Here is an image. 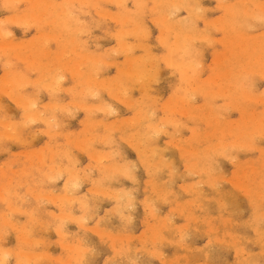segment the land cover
<instances>
[{
  "label": "rangeland",
  "instance_id": "374dc122",
  "mask_svg": "<svg viewBox=\"0 0 264 264\" xmlns=\"http://www.w3.org/2000/svg\"><path fill=\"white\" fill-rule=\"evenodd\" d=\"M10 1H11L10 4L19 3V4H23V5L32 6V7H30L31 9L30 8H27V9L25 8L23 10V12H22V16H19L20 18L16 15V13L14 11L11 14H9V10H6V9L0 7V20H5L7 18L5 21H7L8 23H10L12 21L11 22L12 25H10L11 23L10 24L7 23L6 27H7V30L9 29V30H11V32L13 30V32H14L13 35L15 36V38H14L11 35V36H9L10 37L9 38L6 34H4V32L1 31L0 32V40L2 42H0V45H3L4 40L10 39V40H14L17 43L18 42L19 43L22 42L21 45H25V49H26L25 50L26 52H24V50H23L24 47L19 46L18 48L22 47L21 48L22 50L18 49L16 47L15 49L13 48L14 51L12 52L11 50H13V49H10V47H3L2 46L3 50L0 47V49H1L0 50L1 51L0 52V57H1L0 58V91H1L0 92V95H1L0 96L1 97L0 98V102H1V106H0V116H1L0 117V136H1L0 137V165L2 166V167L0 166V191L3 192V193L0 192L2 194V195H0V237H2L0 239V248H1L0 250H4V249L5 250H8V249H15L16 250L11 256L12 264H15V260H16L17 257L22 259V260H28V261L34 262L33 264H75V261L77 259H80V258H83V257L85 259L87 256H88L87 259H89V260L92 259V261L94 259V261H99L100 264H103V262L105 260H109L110 258L120 259V260H122L124 262V264H128L127 262L133 261L135 257L137 258V259H135L137 264H139L140 262L141 263L145 262L144 264H146V263H148V264L149 263L150 264H169V263H167V260H168V262L170 261L171 264H173L172 262H175V264H188V263H190V264H212V263L213 264H218V261H220L219 264H259V263L261 264V262H264L263 261L264 256H262L260 254V251H261V244H260L261 239H260V237H261V234L264 232V230H263L264 229V224H262V221H264V219L262 220V218H263L262 216H264L263 215L264 214L263 213L264 212V199H263L264 198V195H263L264 194V189H263L264 188V139H262V134H261V133H264V123H263V121H264V113H263V111H264V100H263L264 99V95H262V93H264V78L259 76L260 75V71H258V70H260V60H261V53H259V51L261 52L262 46H264V43L262 42L263 38H264V23L258 21V19H257V14L258 15L264 14V8L262 7V5H264V3H263L264 0H260V1L258 0V2L252 1V0L251 1L248 0V2H250V4L246 0H244L245 2L248 3L247 4L248 6L250 5V7H248L245 4V2H243L242 0H240V1H242L243 6H242V4H240L241 2H239V0H199V1L197 0L198 2L195 1V0H187V3H186L185 0H180L181 2L179 0H171L172 2L170 0H158V1L157 0H146L147 3H145V4L157 5L156 10L158 11L160 9L159 10L160 12L159 11L158 12L154 11L155 8L152 9L151 7H149L147 10L144 9L145 11H143V12H142L141 9H139V12H138V9H137L138 13L135 11L136 9L133 6L138 4V3H140V1H141V3H144L145 2L144 0H127V2H125V3H124V1H126V0H124V1L122 0V3L124 5H128V7H120V8L117 7L118 5H121L120 0H114V1H112V3H111V0H109V1L108 0H104V2H103V0H89V2H88V0L87 1L86 0H55V2L58 3L57 7L55 6L57 12L54 11L55 8H53V7H51V9L48 7V10H47V6L46 5H44L43 7L36 5V2H37L36 0H22V1L18 0V2H15L14 0H10ZM10 1H8V0H0V5H3L4 3H9ZM13 1L15 3H13ZM95 1H96V3H95ZM107 1H108V3H107ZM160 1H162V2H160ZM169 1H170L171 4H169ZM173 1H174L175 4L173 3ZM184 1H185L186 5L189 4V5L194 6L193 8H196V9H193V11L189 9L190 12L192 11L191 12L192 13L191 18L193 17V19L194 18L196 19L197 9H199V15L201 17L206 18V20H201V24H205V23L211 22V23H208V25H206V26H208L207 27V33L209 32V29H210V33H208L210 35H208L206 33V34H204L202 36L201 34L199 35V32H197L195 30L191 31L193 29H192V27H190L191 24H192V22L190 23V19H191L190 16L188 18L189 20L185 21V19H184L185 16H188V12L187 11L181 13L180 15H175V16L173 15L172 11H174V9H173V7H171L172 4L176 5V4H178L180 2V3H182V5H185L183 3ZM70 2H72L71 6H70ZM176 2H178V3H176ZM234 2H236L235 3L236 5L234 4ZM253 2H256V4L253 3ZM117 3H119V4L117 5ZM167 3L169 5H167ZM196 3L199 5V6H197L198 8L196 7ZM229 3H230V6H229ZM193 4H195V5H193ZM231 4L233 5V7L236 6L235 8L237 9V11H240V13L244 12V13H242V15H245L246 14L245 12H247L246 19L244 18L245 16H243V18H242L243 19V24L247 23L248 19H249L248 24H250V23L255 21V23H253V25L252 24L251 25L254 28H255L254 25H256V29H254L251 26L253 28V31H250L249 28H247L248 24L243 26L242 20H241V15L239 17L240 13L237 14L238 12H236V9L235 10L233 8L230 9L232 7ZM237 4H239L238 5L239 7H240V5L242 7H244V5H246L247 7L245 6L246 8L245 7L242 8L243 10L241 9L242 10V12H241V10L237 8L238 7ZM257 4H258V6H257ZM34 5H36V6H34ZM65 5H67L68 8ZM164 5L166 7L167 6L169 7V8L167 7L169 12L173 9L171 11L172 13L170 12V14H169L168 11H165L167 9H165L163 11ZM225 6L228 9L224 8ZM33 7H36V8L34 9ZM37 7H40V9L42 7V9L41 10L38 9V10H40V11H38ZM105 7L106 8L109 7L110 9H108V8L106 9ZM166 7H164V8H166ZM204 7H206V9H202ZM63 8H65L67 11H64ZM72 8L74 10H73L72 13H70L72 11ZM207 8H209L211 10H209V9L207 10ZM247 8H249L250 10L249 9L246 10ZM62 9H63V11H62ZM70 9H71V11H70ZM87 9H89V10L87 11ZM127 9L128 10L131 9L130 10L131 12L128 11ZM169 9H171V10H169ZM257 9L259 10L258 12L256 11ZM104 10L107 13H105ZM194 10H196V11H194ZM233 10L236 13H234ZM253 10H255L256 12L254 11V13H253ZM45 11H46V13H44ZM68 11H70V12H68ZM95 11H97V12H95ZM228 11H230V12L232 11L235 15L232 12L230 13ZM26 12H28V13H26ZM101 12H103V13H101ZM124 12H127L128 14L126 13V15H125ZM129 12L131 13L130 15H129ZM225 12L229 13L228 16L230 15L231 19L226 16L227 13H225ZM259 12H262V13L259 14ZM24 13L29 15V16H31L33 22H35V23L37 22V24L39 26H42L41 28H39L38 32L34 28H30V29L27 28V30H26L24 27L16 25L17 23H15V22L17 20L23 19ZM33 13L35 15H33ZM78 13H80V15H78ZM100 13L102 15H100ZM47 14H48V16L50 14L51 15L48 17ZM98 14L100 15V17H99ZM105 14L107 16H105ZM111 14L112 15L114 14V15L112 16ZM117 14L119 16H121V18H118L119 16ZM143 14H145V15H143ZM231 14H233L234 16L233 15L231 16ZM236 14L238 15V17H237ZM248 14H250L251 16H254V17L256 15V17L255 18H253V17L249 18ZM8 15H9V17H8ZM115 15H116V17H115ZM37 16H38V19H37ZM70 16L71 17L73 16V18H71ZM108 16H110V18ZM111 16H112V18H111ZM166 16H168V17H166ZM235 16L237 17V19H236ZM64 17H65V20H64ZM66 17H67V19H66ZM104 17H106V18L104 19ZM128 17H129V19H128ZM140 17H142V19H143L142 23H143L144 27L146 26L145 27L146 29L143 26H142V28L140 27L139 24L142 25ZM10 18H12V20ZM34 18L37 19V20L35 21ZM43 18H44L45 21L42 20ZM57 18H60V19H57ZM61 18H63L62 21H61ZM68 18H69V20H68ZM70 18L74 20V21L72 20L73 23H72ZM151 18H152V20H151ZM153 18L155 19V21L153 20ZM161 18L164 19V20H161ZM182 18H183V22L184 23L181 22L182 20L179 21ZM232 18L236 19V20L234 19L236 21L235 23H234ZM258 18H259V16H258ZM82 19H83V22H81ZM126 19H127V21L125 22ZM131 19H139L140 23L138 22V20H136L137 22L135 23V21L131 20ZM176 19H178V22H180L181 25H183L182 28L185 27L186 29H188L187 27H189V30H185V28H184L183 29L184 32H182L180 34L177 29H175L174 27L171 26V28H173L174 31L171 29V33H170V31H168V33H169L168 34L167 31H166V33H167L166 34L164 31L167 29V27H166V24H164V23H168V24L172 23V25L173 24H177L178 22L176 21ZM207 19H208V22H207ZM238 19L240 20V22H238L239 25L237 23ZM63 20H64V24H62ZM66 20L71 22V23L67 22ZM79 20H80V22H79ZM52 21H55L56 24H55V22H52ZM58 21H59V23H57ZM84 21H86L85 26H84ZM121 21H123V23ZM131 21H133V22H131ZM157 21L158 22L160 21L159 25H158ZM163 21H164V23H163ZM191 21H193V20L191 19ZM250 21H252V22H250ZM13 22L15 24H13ZM127 22H129V23L126 24ZM154 22L156 23L157 26L155 25ZM187 22H188V24H187ZM68 23H69V25L72 24L73 26L70 25L71 26L70 27L68 25ZM81 23H83V24H81ZM96 23H99V24L95 25ZM144 23H146V25H144ZM180 23H178V24H180ZM223 23H225V24H223ZM220 24H222L223 28H222V26ZM226 24L228 25L227 29L228 28L230 29L231 27L234 26L233 29L232 28L231 29L235 30V31L237 29L238 30L237 33L234 32V31H231L229 29L228 30L225 29L226 28ZM66 25L70 27L67 30H65V28H64V27L67 28ZM181 25H179V26L181 27ZM235 25L238 28L235 27ZM241 25L243 27H240ZM60 26H61L62 30L60 29ZM136 26H139V27L136 28ZM220 26H221V28H220ZM50 27H52V30L50 29ZM56 27L61 30L60 31L58 29L59 33L58 32L56 33V31H57L55 29ZM81 27L85 28V29L82 31ZM147 27H149V29ZM80 28H81V32H80ZM242 28H245V30L242 29ZM252 28H250V29H252ZM24 29L26 31V32L24 31L25 33H23ZM73 29H74V31L72 32ZM75 29H77V30H75ZM86 29H87L88 32L81 36V33L86 32L85 31ZM89 29H90V31H89ZM121 29H123V30L119 31ZM134 29H136L137 34H139V32H140V34L139 35H135L136 31ZM140 29H142L144 31V33H143L142 30L140 31ZM222 29H224L225 31H223ZM246 29H248L249 31L246 30ZM146 30L148 31L147 34L150 33V32L151 33L147 35L145 33ZM63 31H65L66 35L67 34L68 35L66 36L63 33ZM76 31H78V32H76ZM106 31H108V32H106ZM187 31H190L189 34H190V36L192 35L191 36L192 38H188L190 36L188 35ZM228 31H230V34L228 33ZM241 31H242V33L243 32L244 33L241 34ZM261 31H262V33H261ZM74 32L77 33V34H75L77 36L80 34L78 39H76L77 36H73V38H72V35H73L72 33H74ZM177 32H178V35H180V38L176 34ZM123 33H124V35H123ZM126 33H127L128 37L126 36ZM192 33L195 34V35L198 34L202 38L199 37L198 35H196V38H194V40H192L193 37L195 36ZM256 33H258V35H260V36L257 35V39L256 40H260L261 39L260 41H257V42L255 40ZM260 33L262 34V37H261ZM40 34H41V36H40ZM42 34H45L48 37H50L51 35L52 36L47 39V37L45 35L42 36ZM129 34L132 35L133 37L129 36ZM141 34H142V36H141ZM162 34H164L165 36L162 35ZM244 34L246 36H243ZM2 35H4V36H2ZM62 35L66 36V37L64 36L66 38V39L64 38L66 42L63 40V37H61ZM100 35H101V37H100ZM103 35H104V37H103ZM112 35L115 36V37H112ZM145 35H146L147 38L144 37ZM170 35H171V37H170ZM181 35L185 36V37H182ZM252 35H255L254 36L255 38H253ZM39 36H40V38H39ZM80 36H81V38H80ZM97 36H98V38H97ZM124 36H125V38H124ZM137 36H138L139 39L137 38ZM207 36L208 37L212 36V37L209 39ZM224 36H226L227 38L224 37ZM236 36H239L242 39V41H240L241 39L239 37H238L239 38L238 39ZM247 36H249V37L251 36V38H252V39L250 38L251 42L249 41V39H248L249 37H247ZM11 37H12V39H11ZM32 37H33V39H32ZM53 37L54 38L56 37L55 41H51V40L54 39ZM59 37H61L62 39L59 38ZM93 37L95 39H92ZM109 37L110 38L112 37V38L110 39ZM228 37L230 38L229 41H228V39H229ZM235 37L237 38L238 41L233 40V39H236ZM246 37H247V40L250 43H248V41L245 39ZM57 38H58V40H61L62 42L61 41H57ZM70 38H71V40H70ZM121 38L122 39L124 38V39L122 40ZM29 39H30V41H29ZM38 39H39V41H38ZM75 39H76V41H75ZM83 39H84V41H83ZM126 39H128V40H126ZM164 39H165V42H163ZM208 39H209V44L207 43ZM215 39H216V41H215ZM27 40H28L29 43H32V45L31 44L29 45ZM45 40H47V42ZM85 40L89 43V47H87V48H89V50H91V51H89V50H87V48H85L84 45L87 44L86 46H88V43H86ZM124 40L127 41V43H125ZM167 40L168 41L170 40L169 43L167 42L168 44L166 43ZM202 40H204V41H202ZM211 40H212L213 43L211 42ZM226 40L228 42H226ZM245 40L248 43L247 45H249L248 46L249 48L246 45L243 44V42L246 43ZM33 41L36 42L35 45L37 46V48L34 47L35 45H34ZM43 41L46 43V45H44ZM82 41L85 42V43H82ZM179 41L183 42L182 45L180 44ZM184 41H188L189 43L191 42L190 43L191 45H192V43L194 41V44L191 46L190 44H188V42H184ZM233 41H235V42L233 43ZM252 41H253V44H252ZM40 42H42L43 45ZM71 42H72V46H71ZM73 42H75L77 44H74ZM225 42L229 43V44L227 45V44H225ZM60 43H61V45H60ZM63 43H65L66 46ZM98 43L99 44L101 43L100 47H97ZM123 43L125 44V46L127 45V48L125 46H123L124 45ZM130 43H132L134 46L136 45L137 47H138V45L140 46V45L143 44V46H142L143 49L142 48L140 49V47H138V48L136 47L135 48L133 46L135 49H134V51H132L133 47L131 46L132 44L129 46ZM145 43H147V44H145ZM230 43L233 46H231ZM236 43H237L238 48H239V49L237 48V50H236V47H237ZM239 43H241L240 44L241 48L239 47ZM255 43H256V46H253V45H255ZM258 43H259L260 46H258ZM82 44H84V45H82ZM187 44L190 45L191 47H194V48L190 47L191 48V50H190L189 46ZM223 44H225V46ZM27 45H28L29 48H26ZM48 45H49V47H48ZM58 45H59V47H58ZM81 45L83 46L82 48H81ZM146 45L149 46V47H147ZM31 46H33L34 51H33ZM43 46H44L45 49L43 48ZM119 46H120V50H119ZM173 46H176V48H174ZM257 46H258V48L256 50ZM38 47H40V50L38 49ZM61 47H62V49H61ZM71 47L73 48L74 51L72 50ZM177 47L180 49V52H179V49ZM186 47H188V51L190 50L189 53L187 52L190 55H188L185 52L184 48H186ZM47 48H49V49H47ZM66 48H67V50L69 51L70 54L68 53L67 50H65ZM113 48H116L117 50L122 52V54L120 53L121 54L120 55L119 51H116V50H114V52H113V50H112ZM146 48L147 49L149 48L148 49L149 51L146 50ZM197 48H198V50H197ZM231 48L236 50V51H238L237 52L238 54H240L239 53L240 51H241V53L243 52L241 54L243 56H241V57H244V60L241 57H239V59H238L237 58L238 54L235 53V51L232 50ZM4 49H5V51L7 49V51L10 53L9 55H11V56L7 55L8 52L7 51L5 52ZM36 49H37V52H35ZM42 49H43V51H42ZM81 49H85L84 52ZM92 49L94 50L93 53H92ZM109 49H110V51H109ZM125 49H128V52H126L127 50L124 52ZM173 49H178V51L173 50ZM192 49H194V50L192 51ZM249 49L250 50L252 49V50L250 51ZM19 50H21V51H19ZM70 50H72V51L70 52ZM130 50H131V52H130ZM183 50H184L185 53L183 52ZM199 50H203V51H201V53L199 52L200 56L196 55V54H198L197 52ZM29 51L32 52V53H30ZM81 51H82L83 55L80 56V54H82ZM105 51H106V53H105ZM191 51H192V53L194 52L193 53L194 55L192 54L193 55L192 57H191V53H190ZM244 51H245V53L248 51L247 53L249 55L245 54ZM252 51L255 54V56H254V54H252ZM42 52H43V54H42ZM72 52L73 53L75 52V54H73V59L70 56V55H72L71 54ZM98 52H99L100 55L98 54ZM102 52L104 53L105 56L103 55ZM257 52H258V54H257ZM11 53L12 54L14 53V54L12 55ZM23 53L25 54L26 58H28L27 59L28 61L26 60L25 56L22 55ZM33 53H35V54H33ZM38 53H39V55H38ZM47 53H48V55L44 56V54H47ZM53 53H55V54L53 55ZM58 53H60V54H58ZM62 53L64 55H62ZM96 53L99 55V57H96L97 56ZM111 53L114 54V55L116 53L117 57L113 55L114 58H111L112 57ZM143 53H144V55H143ZM146 53H148V54H146ZM229 53L230 54L232 53L231 54L232 56ZM31 54L35 55V56L31 57L32 56ZM49 54H50V56H49ZM56 54H58V55H56ZM107 54H110L111 57H109L110 55L108 56ZM128 54H131L130 55L131 57L128 56ZM145 54H146V56L148 55V58H149V56H151L149 58V60L148 59L146 60L147 57H145ZM225 54H226V56L229 54L231 57L229 55L226 57ZM85 55H86V57H85ZM134 55L137 57L136 60H138V59H139V61H141V60L143 61L144 60L143 65H141L142 61L139 62V61L135 60V62L139 63V64L135 63L136 65H141L140 68H138L139 66H136L133 63L134 60H133L132 56H134ZM142 55L145 58L140 60V58L143 57ZM222 55L225 58H227V60L230 58L229 59L230 60L229 64L227 62H225L226 59ZM250 55H251V57H250ZM2 56H4V57H2ZM40 56H42V57L44 56V57L41 58ZM55 56H56V58H55ZM87 56H89L88 60H91L93 58L92 59L93 61L92 60L91 61L94 62V63L97 62V61L98 62L102 61L101 62V66H98V65H100V63H98V65H92V62L90 63V61H89V63L91 64V66H90V64L88 65L87 64L88 62L83 61V59H86ZM103 56L105 58V61H108L106 59L110 58L111 60L109 59V61H111V63H112V59H113L114 61H113L112 64L114 66L112 64L110 65L109 61H108V64H109V66H108L107 63L104 61ZM106 56H108V57L106 58ZM154 56H155V58H154ZM170 56L172 57L171 58L172 62H171V60H169L170 58L169 59L167 58V57H170ZM221 56H222V59H221ZM21 57L25 61L23 60V62H22L21 61L22 59L19 61V59ZM36 57H37V59H36ZM65 57H67L68 59H66ZM69 57L73 60V63L71 62V59ZM76 57H78V58H76ZM138 57H140V58H138ZM152 57L154 58V60H153ZM196 57L199 60H197V63L195 64L194 62H195V58ZM233 57H235V58L233 59ZM5 58H6V60L9 59V61L8 60L6 61ZM31 58H33V59H31ZM38 58H41V59H43L45 61L47 60L46 62L48 63V61H49L50 64L48 63V65H45L47 63H43L44 61H42L41 59L38 60ZM74 58H75V60H74ZM125 58H127L128 62H127V60ZM151 58H152V60H151ZM54 59H55V62H57L56 63L57 65L54 64L55 62L54 63L52 62ZM134 59H135V57H134ZM174 59H176V60H174ZM235 59L237 60V63H235L237 65L234 64V62H236ZM77 60H79L78 61L79 63L81 62L80 65L82 64L83 65V66L81 65L82 67L79 65L78 62H77L78 64L75 62ZM88 60H86V61H88ZM124 60L126 62H123ZM145 60H146V62H145ZM168 60L170 61V63L176 64L180 68H182L183 72L185 71L184 75H185L186 79H187V76H188V78L191 76L193 78L196 77L195 80L193 78H192L193 80H191V78H190V80L189 79L183 80L185 77L182 78L181 72L178 71L176 68L169 67V64H168L169 61ZM190 60H192V61L194 60V61L192 62ZM220 60H222L221 61L222 64L220 63ZM256 60H258V62ZM4 61H5V63H4ZM34 61H36V62H34ZM38 61H40V63ZM66 61H68V62H66ZM115 61H117V62H115ZM157 61H158V64H157L158 66L156 64L155 65L158 68V72L155 69L156 66L155 65L151 66V64H150V63L154 64L155 62L157 63ZM198 61L200 63L202 61L203 63L199 64ZM232 61H233V64H234V66H233L234 68H232L231 64H230V62H232ZM238 61H240V63ZM243 61H245L244 65L241 64V63H243ZM83 62H85V64ZM130 62L134 64V67L135 66L136 67L134 68L133 64H131ZM246 62H248V63H246ZM27 63H30V64H27ZM35 63L38 64V65H35ZM75 63L77 64V66H76ZM102 63L103 64L105 63L104 65H107L109 68L107 66L102 65ZM119 63H120V65H118ZM184 63L185 64L189 63L190 65L188 64V67L184 68L183 67ZM251 63L256 65L257 67L252 65ZM6 64H8V66H10L11 69L8 67L9 68V70H8V68L6 67L7 66ZM31 64H33V65H31ZM40 64L43 65L44 67L47 66L46 69L42 67V70H41L40 69L41 68ZM59 64L61 66H59ZM73 64L76 67L75 66L73 67ZM197 64H198V68L196 69L195 67H197ZM238 64H240V65L238 66ZM26 65H29V67L30 66L31 67L29 68ZM65 65H68V66L66 67ZM128 65H129L130 68L128 67ZM214 65H216L215 66L216 69L213 68ZM218 65H220V68H219ZM11 66H13V67H11ZM33 66H34V68H32ZM55 66L57 67V71L55 69L56 68ZM64 66H65V68H63ZM86 66H88L89 68L86 67ZM96 66L99 67V68L102 67V69H104V70L102 71L101 68H100L101 70L99 68H95ZM103 66H104V68H103ZM227 66H228V68H227ZM77 67H79V68H77ZM90 67H91V69H90ZM189 67H191V69L192 68L193 69L190 70ZM200 67H201L202 71H200ZM25 68L26 69L29 68V70L28 69L26 70ZM50 68H51L50 71L47 70V69H50ZM84 68H86V69L88 68L89 70L87 69V71H85L86 69H84ZM245 68H247L248 70L245 69ZM250 68H252V69H250ZM30 69L33 70V71H31ZM96 69H97V71H95ZM134 69H138V70H135V71H137L139 74L140 73L141 74L138 75L137 72L134 74V72H135ZM143 69H144V71H143ZM219 69H220V71H219ZM227 69L230 70L228 73L231 72L233 77H234V74L236 73L235 77H234L235 79L237 78L236 80L234 78H231V79H234L232 81L231 79H229L230 76H229V78H228V76L227 77L225 76V78H222L225 74L228 75V73H227L228 70ZM239 69H242V71L239 70ZM19 70L22 73V74L20 73L21 75H19ZM22 70H23L24 73H26V75H24ZM65 70H66V72H65ZM82 70H83V72H82ZM92 70H94V71H92ZM98 70H99V72H98ZM120 70H121V72H120ZM222 70H223V72H222ZM234 70H235V72H234ZM11 71H12V73H11ZM15 71L16 72L18 71L17 72L18 74L15 73ZM55 71L58 73V77L56 75L57 73L55 74ZM77 71L79 73H81V75L78 74ZM84 71L86 72L85 75H83L85 73ZM128 71L131 73L130 74L131 77L128 74ZM192 71L194 73L196 72L197 74L196 73H195V75L192 74L193 73ZM214 71L216 72V76L218 77L217 81H216V79L213 80L214 77H215L214 76L215 75ZM254 71H256L257 74ZM1 72H3V73H1ZM6 72L7 73L9 72L8 73V77L6 76L7 75ZM87 72L89 74H87ZM92 72H94V73H92ZM96 72H98V73H96ZM118 72L120 74L122 72H124V75L122 73L121 76H120V74ZM156 72L158 74H156ZM187 72H188L189 75L187 74ZM198 72H199V76H198ZM221 72L222 73L225 72L224 75L222 74L223 75L222 77L218 76V75L221 74ZM242 72L245 75L249 74V80H248V76H247V79H245L246 78L245 75H244V77H241L243 75ZM46 73L49 74L50 77H49V75L47 77ZM126 73H127V75H126ZM153 73H155L157 75L156 77L159 78L158 79L159 81H154V82L152 81V80L156 79L155 74H153ZM171 73H173V74H171ZM1 74H5L6 77L2 76ZM14 74H17L18 76L14 75ZM74 74L75 75L78 74V75L75 76ZM94 74H96V75H94ZM133 74L135 76H133ZM151 74L154 76V79H152L153 76ZM27 75L30 76L29 80H30L31 84L30 83L27 84L28 83V80H26L27 79ZM55 75H56V77L58 79L59 78L60 79L59 80L56 79V77H54ZM72 75H74V76L72 77ZM136 75H138V78H137ZM146 75L149 76L148 79H146L147 78ZM236 75L238 77H236ZM12 76H13V78L11 79L10 77H12ZM22 76H24V77L26 76V77L23 78ZM51 76L54 77L55 79L51 78ZM99 76H101V77H99ZM122 76L123 77L127 76L126 78L129 77L128 78L129 80L124 77L126 79V81H125V79H123ZM90 77H93V78H91L92 81L89 80ZM98 77H99V81L100 82L97 81ZM105 77L109 78L110 80L112 78V80H115V81L112 83V81H110V80L108 81L107 78L105 80ZM139 77L142 78V79H140ZM219 77H221V78H219ZM4 78H6V79H4ZM75 78H77V79H75ZM202 78H203V80H202ZM209 78H211V79H209ZM240 78H241V80H240ZM242 78H244V79H242ZM7 79H9V81H11V80H14V81H11L9 83V81ZM18 79H19V82L20 81L23 82V85H22V83H21V85H18V84H20L18 82ZM48 79H49V81H48ZM52 79L54 80V82L56 80V83H54ZM93 79H94L95 82L93 81ZM130 79H133L134 83H135V81L137 79L138 83L136 82L134 84L133 80H130ZM222 79L224 80L225 84L223 83ZM43 80H44V83L46 81H48L47 82L48 84L47 83L44 84ZM50 80H52V81H50ZM60 80H62V81L64 80V81L62 82ZM123 80L125 82H128V81H132V82H128L126 84ZM206 80L208 82L207 83V87L204 86V85H206ZM220 80H222V81H220ZM229 80L231 81V83L234 82V81L235 82L231 84ZM250 80H254V86H250V84H249ZM36 81L40 85H38L37 83H34ZM85 81H87V82L85 83ZM90 81H91V83H90ZM107 81L110 82V83H108V85H107ZM122 81L126 84V87L124 86V83ZM184 81H186V82H184ZM7 82L12 86V88H11V86L9 84H7ZM16 82H17V84H16ZM92 82L94 83V85H92L93 84ZM97 82H99V83H97ZM118 82L120 84L123 83V86L119 87L120 84ZM216 82H217V84H214ZM33 83L35 84V87H34V85L32 86ZM50 83H52V86H55V87H51V89H53V90L55 89L56 91L55 90L53 91V90L50 89ZM74 83H76L75 84L76 87H75ZM101 83L106 84L109 87H106V86H104ZM116 83H117V85L118 84L119 85L117 86ZM14 84H15L16 87L14 86ZM36 84L38 85L37 88H36ZM46 84H47V87H45ZM96 84H97V87H96ZM99 84H100L101 87L99 86ZM131 84L133 85L132 89L130 88V86H132ZM148 84H149V86L151 88H148L149 87ZM198 84H199L198 88L202 90L205 87L204 90L200 91L199 89H197ZM208 84H210V85L208 86ZM226 84H227L228 88L225 86ZM237 84H238L237 87H239L238 89L241 90V91H239L237 89L235 91L236 92L238 91V92L235 93V91H234V93H233V91L230 90L231 89L230 87L231 86H232V88L236 87ZM41 85L44 86V87H42ZM22 86H24L26 88L23 87V89H22ZM48 86H49V89H47ZM102 86H104V87H102ZM202 86H203V88H202ZM240 86L242 88H240ZM245 86L246 87L250 86V91H247L249 88H246ZM19 87L21 88V90H20ZM39 87L40 88L42 87V88L39 89ZM58 87H59V89H57ZM70 87H72V88L74 87L73 89H75V90H72V88H70ZM111 87H114V88H111ZM123 87L128 92L127 91L124 92ZM146 87H147V90L145 89ZM224 87H226V88H224ZM243 87H245V88H243ZM251 87H253V88H251ZM9 88H11V90H13V88L15 89V90H13L14 94H12L13 92L11 93V100L9 99L10 97L8 98L10 93H7V92L11 91V90L8 91ZM86 88H87V91H89V92L86 91ZM99 88H100V90H99ZM102 88H106V89L102 90ZM115 88H116V91L114 90ZM120 88L122 90V94L126 93V95H124L125 98H123L124 96L120 93V91H121ZM69 89H71V90H69ZM110 89H112V91H110ZM117 89L120 90V91L118 92ZM143 89L146 92L149 91L148 93H146L148 96L145 94ZM193 89H195V90L193 91ZM196 89L198 90V92H196L197 91ZM242 89L246 93L249 92L248 93L249 98H248V96H244L242 94ZM18 90H20V92ZM49 90H51L52 93H55V94L59 93V94H56V95L53 94V96H54V98H53L52 97V93ZM58 90H60V91H58ZM68 90H69V92H67ZM91 90H92V92H91ZM211 90L213 91L214 94L212 93ZM251 90L252 91L254 90V93L251 92ZM2 91L4 92V94H3ZM100 91H102V92H100ZM206 91H207V93H206ZM222 91H223V94H222ZM224 91H225V94H227V91H229L228 92L229 94L224 95ZM17 92H19V93H17ZM117 92H118V94H117ZM188 92H190V93H188ZM209 92H211V93H209ZM219 92L221 93L223 98H222V96H220L221 98H218L219 97L218 96ZM128 93H130L129 97L133 98V101H132L131 98L129 100V97L127 96ZM131 93H132V95H131ZM187 93L190 94V96ZM84 94L85 95L86 94H89V95L91 94L90 96H88L89 98H86L88 100L89 104L87 103V100L85 99V95ZM97 94H98V96L100 95L99 96L100 99L97 98L98 97ZM108 94L110 96L113 94V98H111L112 96L110 97ZM204 94L205 95L207 94V95L205 96ZM208 94H212L213 96L212 95H208ZM16 95H17V97H16ZM19 95H21V96H19ZM24 95L25 96L27 95V97H25ZM28 95H29V97H28ZM174 95H175V97H174ZM214 95H216L218 97H216V96L214 97ZM242 95H243V97H242ZM252 95H253V98H251ZM36 96L37 97L39 96L38 97L39 100L35 99ZM93 96H95L96 98L93 97ZM144 96L145 97L146 96L147 97L151 96V97H149L150 100H148V102H147V100H144L146 102L143 103L144 106H142L141 105L142 103H140V100L142 101L143 99H145ZM176 96H177L178 99L176 98ZM193 96H194V98H193ZM208 96L211 97L210 98L211 101L208 98ZM226 96L229 97L230 99L227 98ZM234 96L235 97L237 96V98L238 97H240V98L235 100ZM254 96H255V98H254ZM18 97H20V98H18ZM86 97H87V95H86ZM139 97H141V98H139ZM152 97L154 98L153 101H152ZM170 97L172 99L173 98L174 99L172 100ZM184 97H185V99H184ZM189 97L192 98V100L190 99V101H189V99H188ZM27 98L30 99V100L33 99L34 102L36 100L37 102H35V103L38 106L37 107V112H36L35 109H33V112L32 111L31 112L36 114V115L33 114V116L34 117L37 116L39 121L37 120V117H35L36 118L35 119L32 116V114L30 113V115L35 119V123H32V124L29 123L30 125L26 124L28 122L24 123L25 122L24 120H26L27 117H25L24 108L21 109L22 108L21 107L22 103H23V107H24V104H25V106L27 105V103H28V99ZM118 98H120V100H122L123 103H121V101H119ZM258 98H259L260 102L258 101ZM17 99L18 100L20 99L22 102L20 100L18 101ZM101 99H103V100L100 101ZM170 99L172 100L171 106L168 105V103L170 102V101L168 102V100H170ZM179 99H181L182 101L179 100ZM208 99H209V101H208ZM96 100H98V101L96 102ZM157 100H159V101H157ZM174 100H175L176 104L183 103V101H184L185 104L184 103H183L184 105L183 104H181V105L179 104V106L178 105H174L175 104ZM239 100H241V101H239ZM247 100L249 101V103H248ZM14 101H15V103H14ZM26 101H27V103H26ZM44 101H46V103ZM72 101H73V103H72ZM165 101L167 102L166 106H170L172 108L169 107V109H168L167 107H165L164 106V102ZM16 102H18V103L21 102V104L20 103L18 104ZM42 102H43V105L41 104ZM49 102H51V104ZM55 102L58 103V105L60 104L59 105L60 108H59L58 105H55ZM99 102H101V103L99 104ZM126 102H128L130 105L131 104H133V105L130 106ZM155 102H156V104H155ZM187 102H189L190 104L192 103V105H190ZM85 103H86V105L88 107L84 106ZM110 103H112L113 105L110 104ZM137 103H138V105H137ZM146 103L150 104V105L148 104L149 105V107H148L149 109L147 108V110L149 112H151L150 111V107H151L152 112L154 111L153 113H156L155 117L153 116L154 114L151 115L152 112L149 113L148 111H146V108H145V107H147ZM229 103L232 104L233 106H231ZM261 103H263V104H261ZM48 104H49V106H48ZM104 104H106L108 108L106 106H104ZM125 104L129 105L130 107H128V106L126 107ZM172 104L175 107H173ZM188 104L190 106H193V108L190 107ZM200 104H202V105L206 104L207 106L209 105L210 108L206 106L209 109L206 108V109H204L201 112L200 110L203 109V108L200 109V107H201ZM91 105H93V106H91ZM195 105H196V107H195L196 109H194ZM198 105L200 107H198V110H197V106ZM216 105L218 106V108L216 107ZM225 105H227V107ZM228 105H230V106H228ZM237 105L239 107H237ZM251 105H252V107H251ZM62 106H63V109L61 108ZM103 106H104V108H103ZM211 106H214V109L217 108L216 111H214V109H212ZM241 106L243 107V109H242ZM68 107L69 108L71 107V110ZM83 107H85V108H83ZM105 107L107 108L106 109L107 112L105 110L102 112L101 110L105 109ZM131 107H134L135 109L134 108L132 109ZM153 107L157 108V109L154 110ZM178 107H180V108H178ZM220 107H221V109H220ZM224 107H226L227 109L225 108V110H224ZM232 107H233V109L235 108V110H232L231 109ZM38 108H39V110H38ZM48 108H50V110H52V109L53 110L49 111ZM55 108H57L59 110H57ZM82 108H83V110H82ZM99 108H101V109H99ZM181 108H182L183 112H182V110L180 111ZM247 108H249V109H247ZM72 109H74V110L72 111ZM165 109L166 110L168 109V110L166 111ZM170 109L171 110L173 109V110L171 111ZM191 109H194L193 111H197L198 113L195 112L197 115L201 114L202 120L200 119V117L198 115L197 118H196L197 120L195 119L196 120L195 121L193 116L196 115V114L193 115V113H192L193 111ZM69 110H70L71 113L70 112L67 113V111H69ZM87 110H89V112ZM97 110H99V111H97ZM254 110H255V112H254ZM53 111H54V113H53ZM76 111H78V112L76 113ZM109 111H110V113H112L114 111L112 114H117V115L115 116V115L110 114V116H109L108 115ZM204 111H205V113H204ZM210 111H214L215 115H216V113L217 114L221 113V114H220V116L216 115L217 116V119H216L214 113L213 112L211 113ZM222 111H225V112H222ZM104 112L107 113L108 116L105 115ZM208 112H210L211 114L208 113ZM244 112H247L248 114H245ZM41 113L45 114V115H43V117L46 120L42 119L43 117H41L42 116ZM2 114H4V115H2ZM145 114H148L149 116L148 115L146 116ZM205 114H207V115H205ZM50 115H51V118H50ZM185 115H187L188 117H186ZM210 115H212V117H209ZM222 115H224V116H222ZM244 115H247V116H244ZM3 116H5V117L3 118ZM39 116H40V119H42L43 121L39 119ZM92 116H94V118H92ZM133 116L135 117L134 120L136 122L132 119ZM151 116H153L152 119H151ZM189 116L191 118H193V120L190 119ZM53 117L57 118V120L55 119V121L56 122L59 121V123H61V125L58 124L59 128L58 129L54 128L53 130H51V133H50V131L48 130L49 127H48L47 123H45V122L47 121L48 118L51 120ZM136 117H137V119H136ZM194 117H196V116H194ZM224 117H225V119H224ZM244 117H245L246 120L244 119ZM248 117H250V119H253V121L252 120L249 121L251 123L252 127L250 126L249 122L247 123V121L249 120ZM87 118L89 120H87ZM143 118H144V120H143ZM214 118H215L216 121L214 120ZM106 119H108L109 121L106 120ZM131 119H132V122H131ZM164 119H166V120H164ZM179 119H181L182 124H179ZM242 119H243V122H242ZM36 120H37V122H36ZM93 120H97V122L96 121L94 122ZM100 120H102V121H100ZM125 120H126V122H125ZM140 120H142V121H140ZM169 120H170L171 123L169 122ZM175 120H176L177 126H176V123H173V121H175ZM203 120L204 121L206 120V122H203ZM235 120L238 121L237 122L238 124L234 123V122H236ZM10 121H11V123L8 125V123ZM89 121L90 122L92 121V124ZM120 121H121L122 125L119 123ZM128 121H129L130 124L131 123L132 124L131 125L127 124ZM133 121H134L135 124H133ZM137 121H140L141 124L139 123V124L136 125ZM217 121H221V122L220 123L218 122L219 123L218 124V123H216ZM239 121H240V123H239ZM5 122L7 123V125L9 127L6 125ZM88 122L92 126H90ZM99 122H100V124H99ZM110 122H112V123L110 124ZM164 122H166V123H164ZM3 123H5V125ZM14 123H16L15 125H17L16 128H15V125H13ZM19 123L22 124V126ZM85 123H87V125H85ZM106 123H107V125H106ZM241 123L243 125H241ZM95 124H97V125H95ZM112 124H116V125H112ZM108 125H110V127L114 126L113 128H111L112 130L109 128ZM117 125L119 126L120 131H119V128H118ZM132 125H134L135 127L133 126V128H132ZM151 125H153V127H151ZM182 125H183L184 128L181 127ZM216 125H217V127H216ZM224 125H225V127L228 126L227 127L228 129L224 128L223 127ZM246 125H249V126L246 127ZM1 126H3V127H1ZM4 126L6 127V129H5ZM98 126H100V127H98ZM121 126L124 129L122 132H121V130H122ZM123 126H125V127H123ZM214 126L216 128H214ZM219 126H221V127L219 128ZM231 126L233 127V130H235L236 132L235 131H234V133L232 132L233 130H232ZM235 126H236V128H234ZM91 127L93 128V130H95L94 133H92V131H91L92 128ZM97 127L99 128L98 130H97ZM229 127H231V128H229ZM116 128H118V130H116ZM125 128H127V129H125ZM154 128H156V129H154ZM160 128H162V130ZM212 128H214L215 130H213ZM7 129L9 130V132H7ZM177 129H178V131L180 133L177 131ZM223 129L224 130L227 129L226 132H223L224 131ZM229 129H230L231 132L229 131ZM2 130H3V132H1ZM4 130H6V131H4ZM20 130H22V131H20ZM44 130H46V132ZM89 130H90V132H87ZM201 130H203V132ZM69 131L71 132V135H72L71 137L72 138L71 137L68 138V136H70L69 135L70 134ZM72 131L76 134V136H74L75 134ZM112 131H113V133H112ZM246 131H248V132H246ZM5 132L8 134L9 137L5 134ZM40 132H42V133H40ZM54 132H56V133H54ZM58 132H59L60 135L61 134L62 135L58 136L59 135ZM152 132H154L155 134H152ZM164 132H167L169 134L164 133ZM177 132H178V134H177ZM242 132H243V134H242ZM10 133L12 135L11 137H10ZM13 133H14V135H16V134L17 135L14 136ZM137 133H139L141 136H139V134H137ZM208 133L211 136H208ZM214 133H216L215 134L216 136H218V134H219V136H218L219 138L218 137L216 138L215 135L212 138ZM224 133H226V134H224ZM247 133H249V135H244V134H247ZM33 134L35 135V137L33 136ZM89 134H91L90 138H89ZM105 134H107L108 137ZM149 134H152V136H150ZM259 134H260V136H259ZM36 135H38V136H36ZM51 135L52 136L54 135L53 137H55V139L53 137H51ZM133 135H135L134 136L135 138L133 137ZM147 135H148L149 138L148 137L146 138ZM221 135H223V136H221ZM250 135H251V137H249ZM142 136L143 137L145 136L144 138H142V140H143V142L145 144L140 141ZM247 136H248V138H247ZM31 137L34 138V139H32ZM73 137H74V140H73ZM205 137L207 139L208 138H212V139L211 140L210 139L207 140V139H205ZM220 137H222V138H220ZM87 138H88V141H87ZM91 138L92 139L94 138L95 140L93 141ZM136 138L140 139L139 141L142 143V144L140 143L141 145H139V141L137 142L138 139L135 140ZM28 139H31V141H33V140L34 141L31 143V141L28 140ZM103 139H104V141H106V139H109V141H106V144H105V142H103ZM146 139H148L150 141V143ZM71 140H73V141H71ZM239 140L240 141L244 140V142H239ZM83 141L85 142V144H87V143L89 144V141H90L91 144L89 146H91V148H89L88 144L85 145V148H83L84 147V145H83L84 142ZM92 141H93L94 144L92 143ZM115 141H116V143H115ZM46 143H49L48 147H47ZM134 143H136V144H134ZM146 143H149V145L147 146ZM174 143H176V144L178 143V144L175 145ZM251 143H253V144H251ZM92 144H93L94 147L92 146ZM132 144H134L135 146H139V149L137 147L135 149L134 145H132ZM183 144H185V145H183ZM206 144L209 145L208 148H207ZM243 144H244V146H243ZM247 144H249V145H247ZM250 144H251V146H250ZM256 144H258L259 146H257ZM68 145H70V146L68 147ZM142 145H143V147H141ZM182 145H183V147H182ZM189 145L190 146L191 145L192 146L196 145V147L197 146L200 147V149H198V147H197L198 150L202 151V152H200L199 156L191 157L190 154L185 152L184 147L185 146L187 147ZM218 145H219V148H218ZM241 145L244 147L245 150L242 149ZM211 146H214L215 149L218 148L216 150L217 153H218V151L219 152L221 151L219 153V156H218V154L215 151L212 152V149H214V148L212 147V149H211ZM249 146L251 147V149H250ZM255 146H257V147H255ZM260 146H261V148L259 149ZM86 147H88L89 149L86 148ZM118 147H119V149H118ZM148 147H150V148H148ZM152 147L154 149H152ZM155 147H157V148H155ZM193 147H195V146H193ZM43 148H45L44 152L42 150ZM179 148H181V149H179ZM222 148H223V150H221ZM227 148H228V150L231 149V151H228ZM246 149H248V150H246ZM261 149H262L263 153L261 152ZM69 150H71V151L73 150V153L71 151H69ZM135 150H137L139 153L142 151L144 154L141 152L142 154H138L137 155L138 152L135 151ZM154 150H156V151L154 152ZM226 150H227L228 153L226 152ZM241 150H243V151H241ZM32 151H34V152H32ZM36 151H38L39 153L36 152ZM62 151L67 152L68 155L66 153L64 154ZM68 151H69V153H68ZM99 151H101V154L99 153ZM110 151H111L112 155L110 154ZM25 152L27 153V155L29 157L31 155V159L26 155ZM40 152H42V154ZM54 152L56 154L58 153L57 156H55V157H54V155H56V154ZM61 152L63 154H61ZM89 152H90V154H89ZM96 152H97V154H95ZM71 153L72 154L75 153L76 155H74V157H73V155ZM103 153H105V154H103ZM119 153H121V155ZM151 153L153 154V156L151 155ZM43 154H44V158L46 157L45 159L42 156ZM69 154H71V156ZM94 154L97 156V158H96V156ZM108 154H109V157L111 156V158H109V159H108ZM203 154H205V156H203ZM101 155L103 157H101ZM141 155L143 156V158H141L142 157ZM144 155H146V156L144 157ZM228 155L229 156L233 155L236 158V161L235 160H234L235 162L232 161L235 158H232L233 156L229 158ZM236 155H237V157H236ZM50 156L53 157L54 160H53V158L51 159ZM98 156L100 157V159H98ZM148 156H150V159L151 160L153 159V160L149 161V157ZM224 156H228V157L225 158ZM71 157H72V159H71ZM90 157H93V158L90 159ZM187 157H189V158H187ZM105 158L108 159V160H105ZM145 158H147L148 160L145 159ZM237 158H239V159H237ZM25 159H27V160L25 161ZM41 159H43L44 161L41 160ZM160 159H162L161 160L162 162L160 161ZM215 159H217V160L215 161ZM12 161L13 162L15 161L16 163H13ZM117 161H119V162H117ZM43 162H44V165H43ZM72 162H74V164H72ZM246 162H247V164H245ZM75 163H76V165H75ZM116 163L117 164L119 163L121 167L118 166L119 164L117 165ZM167 163L171 164L172 166L168 165ZM205 163H206V165H205ZM241 163H242V165H241ZM6 164L8 166H6ZM31 164H32V167H31ZM87 165H88V167H87ZM249 165H251V166H249ZM38 166H39V168H38ZM129 166H131L130 169H132V171L130 170L131 173L130 172L126 173L125 171H123L121 169V168H123L124 170L129 169ZM219 166H220V169H219ZM256 166H258V167H256ZM115 167L117 169L120 168L119 170H121V171L119 172L118 170L117 171L114 170ZM161 167H162V169H161ZM253 167L256 168V171H255V168H253ZM1 168H2V171H1ZM238 168H239V171L241 172L240 174H238V172H239V171H237ZM56 169H57V171H56ZM214 169H215L216 172L214 171ZM152 171L155 172L156 174L154 173V175H153ZM206 171H208V172H206ZM210 171L211 172L213 171L212 174H210L211 173ZM219 171H222V172L218 173ZM54 172H57V173H54ZM72 172L73 173L76 172V173L72 174ZM112 172H114V173H112ZM243 172H244V175L242 174ZM118 173H120V174H118ZM197 173H198V175H195ZM213 173H216V174L214 175ZM50 174H52V176H54V175L55 176L52 178V176ZM59 174H60L61 177L59 176ZM71 174H72V176H70ZM121 174H123V175H121ZM124 174L126 175V177H124L125 176ZM131 174H133L134 176L136 174L135 178ZM48 175L50 177H47ZM73 175H75V176L73 177ZM104 175H106V176H104ZM115 175H117V176H115ZM240 175L243 176V178L242 177L239 178ZM108 176H110V177H108ZM119 176H121L122 178L119 177ZM103 177L105 179H107V181L105 183L103 182L105 180ZM106 177H108V178H106ZM220 177H222V178H220ZM109 178H110V180H109ZM154 178L156 180L157 179L158 180L160 179V180L159 181L155 180L156 181L155 182L154 180H152ZM51 179H53V181H51ZM68 179H69V181H68ZM74 179L76 181H73ZM96 179L99 180L101 183L103 182L104 184L103 185L99 184L100 182L97 183ZM102 179H103V181H102ZM239 179H241V181H242L240 185H238L239 183L238 184L236 183L237 180L239 182ZM42 180H43L44 183L42 182ZM64 180H66L67 182L65 181V183H64ZM244 180L246 181L245 187L248 186V187H246V190L244 188H242V187H244V184H243ZM253 180H254V182H253ZM25 181H28V182H25ZM77 181L80 182V187L79 188L77 187L75 192L73 190L70 191V189L66 190V187H65L66 183L71 182L72 184H75ZM109 181H111V182H109ZM214 182H215V184H214ZM41 183H43V184H41ZM71 183H68L69 187L71 189H75V188L71 187V185H72ZM106 183H108V185H109L108 187L106 186ZM155 183H156V186H155ZM98 184H99V186H98ZM161 184H163V186ZM169 184H170L171 187H169ZM217 184H219V185H217ZM242 184H243V186H242ZM215 185H217V186H215ZM34 186L35 187L37 186V187L35 188ZM100 186L103 187V188L101 187L103 191L102 190L100 191L101 188L98 189V187H100ZM151 186H152V188H151ZM157 186H160V187H157ZM249 187L251 188V190H250L251 192L247 191V189ZM255 187H257V188H255ZM6 188H7V190H6ZM86 188H87V190H86ZM88 188L89 189L91 188L90 190H92V191L88 190ZM95 188H97L96 191L99 190L101 193L99 191L97 193L95 191ZM159 188L160 189L162 188L164 190V192L162 193L163 190L162 189L160 190ZM186 188H188V190H186ZM50 189H51V191H50ZM120 189L121 190L123 189V190H122L121 193L118 194L117 192ZM193 189H194V191H193ZM252 190L255 192L254 194H252ZM6 191H8V192H6ZM244 191H246L248 193V195ZM70 192H72L73 196H72V194H69ZM104 192H105V194H104ZM124 192H126V193H124ZM156 192H158L159 196H157L158 194ZM189 192H190V194H189ZM77 193H78V195H77ZM113 193H115L118 198H116V195L113 194ZM122 193L124 195L126 194L124 196L125 198L123 197ZM249 193H251V194H249ZM61 194H63V195H61ZM103 194H104V196H103ZM120 194H121V196H120ZM161 194H162V196H161ZM255 194L258 197L254 196ZM69 195H70L71 198H69ZM128 195L133 196L134 198L131 199V197H129ZM260 195H261V197H260ZM262 195H263V197H262ZM46 196L47 197L51 196L50 200H49L51 202H48L49 198L47 199ZM65 196H66L67 199L69 198L68 201H70V202L67 201ZM86 196H88V197H86ZM250 196L252 197V200L255 197L256 201H254L255 199L252 201ZM2 197L4 198L3 201H2ZM58 197H60L59 198L60 201H59ZM76 197H77V199H76ZM74 198H75V200H73ZM78 198H79V200H78ZM149 199H150L151 202L148 201ZM6 200L8 201L7 204H5ZM52 200H53L54 203L52 202ZM155 200H157V201H155ZM55 201L56 202L59 201L58 203L60 205L58 203H55ZM71 201H72V204H71ZM144 201H146V204H145ZM161 201L164 202V203H162ZM223 201H225V202H223ZM62 202H63V204H62ZM67 202L69 204H71V205H69ZM87 203H88V205H87ZM156 203H157V205H156ZM223 203H224V205H223ZM64 204H65V207H64ZM61 205H63V207ZM85 205H86V207H84ZM221 205H223V206L221 207ZM126 206H127V208H125ZM157 206L159 208H161V209L159 210V208ZM190 207H192V208H190ZM152 208H154L153 210L155 212L152 210ZM86 209H88V210H86ZM181 209L183 211H181ZM119 210H121L120 211L121 213L119 212ZM238 210H239V212H238ZM242 210H243L244 214L242 213ZM59 211L62 212L61 213L62 215L60 214ZM148 211H149V213H148ZM6 212L8 214H10L12 217H14V219H12L11 221L8 222L9 226H10V231H8L5 234V232L3 231V228H4V224L6 222V220H5V213ZM32 212H35L36 215L39 217V220L37 222H33L32 221V215H31ZM113 212H115V213L113 214ZM235 212H237V213H235ZM68 213H71V215H72L71 218L72 219H73L74 216L78 218L80 216H84L85 217V215H86V219L85 220L87 221V223L80 224V223L74 222V219L72 221V219L69 218V214ZM91 213H92V215H91ZM156 213H158V214H156ZM66 216H68V217H66ZM255 216H256V218H255ZM58 217L59 218H61V217L66 218L64 220H66L67 223H65L61 227L59 225ZM131 217H132V219H131ZM171 217H173V220H172ZM219 218H221V219H219ZM239 218H240V220H239ZM196 219H197L198 223L196 222ZM231 219H232V221H231ZM226 222H227V224H226ZM165 223H166V225H165ZM153 224H154V226H153ZM198 224H199V226H198ZM98 225L100 226V228H98L99 227ZM186 225H188L187 228H186ZM232 225L235 228H232ZM252 225H254L253 228H252ZM219 226H220V228H219ZM25 227L31 229L30 235L28 234L29 232L25 230L26 229ZM90 227H91V229H88ZM159 227H160L161 233L159 231ZM249 227H251V228H249ZM102 228L105 229V230H108L109 233H108V231H107V233H105V230H103ZM245 228H247V229H245ZM49 229H50V231H49ZM92 229H94V230H92ZM188 229H189V231H188ZM260 229H262L263 231L261 230V232H260ZM60 230L62 232H60ZM95 230H96V232H95ZM97 230H98V232H97ZM202 230H203V232H202ZM216 230H217V232H216ZM110 231H111V234H110ZM129 231H131V232H129ZM21 232L24 233V234H22ZM112 232H114V233L115 232L116 233L119 232V234H114ZM170 232H172V233H170ZM25 233L28 234V235H26ZM104 233H105V235L107 237L104 235ZM121 233H123V234H121ZM158 233H160V235H158ZM180 233H181V235H180ZM204 233H206V234L210 233V234L207 236L206 234L204 235ZM212 234H213V236H212ZM235 234L237 235V237L235 236ZM195 235H197L198 237L195 236ZM26 236H27V239H24V238H26ZM194 236H195V238H193ZM145 237H146V239L144 240ZM200 237H202V238H200ZM229 237H232V238H229ZM234 237H235V239H234ZM128 238H129V240H128ZM140 238H141V240H140ZM153 238H154L155 242L153 241ZM158 238H159V240H158ZM126 240H128L127 243H126ZM220 240L222 241V244H221ZM252 240L255 241V242H253ZM258 240L260 242H257ZM140 241H141V243H140ZM143 241H145L144 243H146V242H148V243L144 244ZM188 241L190 242V244H189ZM225 242H226V246H225ZM231 242H232V246L230 245ZM210 243H212V244L214 243V244L211 245ZM215 243H217V245H215ZM218 243L221 244V245H219ZM236 243H237V245H236ZM34 244H35V246H34ZM71 245L72 246L74 245V247H72ZM79 245H80V247H79ZM164 245H166V246H164ZM207 245H210L211 248H209L210 246H207ZM233 245H234V247H233ZM219 246H220V248H219ZM252 246H254V247H252ZM198 247H200V248L202 247V248L199 249ZM225 247H227V248H225ZM119 248H120V251H118ZM78 249L81 252L78 251ZM82 249H84L85 253H83L84 251H82ZM114 249H116L117 251L114 252L113 251ZM97 250L99 251V253H97L98 252ZM207 250H209L210 252L207 251ZM95 251H96V255L93 256V254H95L94 253ZM145 251L148 252L150 256L148 254H146ZM153 251L155 252V254L156 253L157 254L155 255ZM211 251H212V253H211ZM249 251H251V252H249ZM117 252L119 253V255H117ZM140 252H142V254ZM158 252H160V253L158 254ZM202 252H203V254H202ZM208 252L214 258L212 256H210L208 254ZM213 252L215 253L214 255H213ZM225 252L227 254L223 255V253H225ZM31 253H32V255H31ZM38 253H39V257L35 256ZM45 253H46V255L49 254V255H47L49 257L46 256L47 257L46 258L44 256V257L41 258V256L43 254L45 255ZM190 253H191V255H190ZM253 253H255V254H253ZM152 254L155 255V258H154V256ZM79 255H81V256H79ZM167 255H168V257H166ZM251 256L253 257V259H252ZM191 257H192V259H191ZM2 258H3V251H0V259H2ZM138 258H141V259H138ZM164 258H166L167 260L164 259ZM188 258H189V260H188ZM197 258L199 260H197ZM239 258H240V260H238ZM30 259H32V260H30ZM176 259H177V261H175ZM206 260H207V262H206ZM210 260H212V261H210ZM213 260H215V261H213ZM216 260H217V262H216ZM254 260H255V262H254Z\"/></svg>",
  "mask_w": 264,
  "mask_h": 264
},
{
  "label": "bare ground",
  "instance_id": "6f19581e",
  "mask_svg": "<svg viewBox=\"0 0 264 264\" xmlns=\"http://www.w3.org/2000/svg\"><path fill=\"white\" fill-rule=\"evenodd\" d=\"M8 1H10V0H8ZM14 1H15V2H18V0H17V1L14 0ZM14 1H13V3H15ZM20 1H22V0H20ZM36 1H37V2H36V5H38V6H42V7H43L44 5H46V6H47V10H48V7L51 9V7L55 8V6L57 7V5H58V3L55 2V0H36ZM86 1H87V0H86ZM108 1H109V0H108ZM108 1H107V3H108ZM112 1H114V0H111V3H112ZM123 1H124V0H123ZM144 1H145L144 4L147 3L146 0H144ZM157 1H158V0H157ZM170 1H171V0H170ZM170 1H169V4H171ZM179 1H180V0H179ZM185 1H186V3H187V0H185ZM185 1L183 2L184 4H185ZM195 1H197V0H195ZM198 1H199V0H198ZM198 1H197V2H198ZM242 1L245 2L244 0H242ZM242 1L239 0V2H241L240 4H242ZM246 1L248 2V0H246ZM249 1H251V0H249ZM252 1H256V2H258V0H252ZM259 1H260V0H259ZM59 2H60V1H59ZM80 2H81V1H80ZM88 2H89V0H88ZM90 2H91V1H90ZM103 2H104V0H103ZM117 2H118V1H117ZM120 2H121V5H120V6H123L124 4L122 3V0H120ZM125 2H127V0L124 1V3H125ZM154 2H155V1H154ZM160 2H162V1H160ZM171 2H172V1H171ZM180 2H181V1H180ZM180 2H179V3H180ZM219 2H220V1H219ZM247 2H245L246 5H247L248 3L250 4V2H248V3H247ZM256 2H253V3L256 4ZM10 3H11V1L9 2V4H10ZM60 3H61V2H60ZM71 3H72V2H70V6H71ZM82 3H83V2H82ZM95 3H96V1H95ZM111 3H110V4H111ZM113 3H114V2H113ZM137 3H138V2H137ZM140 3H141V1H140ZM140 3H138V4H140ZM163 3H164V2H163ZM173 3H174V1H173ZM176 3H178V2H176ZM179 3H178V4H179ZM235 3H236V2H234V4H235ZM237 3H238V2H237ZM263 3H264V2H263ZM16 4H17V3H16ZM67 4H68V3H67ZM118 4H119V3H117V5H118ZM122 4H123V5H122ZM164 4H165V3H164ZM169 4L167 3V5H169ZM174 4H175V3H174ZM174 4H172V5H174ZM180 4L182 5V3H180ZM191 4H192V3H191ZM218 4H219V3H218ZM259 4H260V3H259ZM36 5H34V6H36ZM61 5H62V4H61ZM73 5H74V4H73ZM86 5H87V4H86ZM98 5H99V4H98ZM159 5H160V4H159ZM161 5H162V4H161ZM185 5H186V4H185ZM188 5H189V4H188ZM193 5H195V4H193ZM219 5H220V4H219ZM221 5H222V4H221ZM235 5H236V4H235ZM238 5H239V4H237V6H238ZM246 5H244V7H245ZM65 6L67 7V5H65ZM75 6H76V5H75ZM197 6H199V5L196 3V7H197ZM226 6H227V5H226ZM226 6H225L224 8H226ZM229 6H230V3H229ZM231 6H232L231 8L229 7L230 9H232V8H233L234 10L236 9V8H235L236 6L233 7L232 4H231ZM242 6H243V4H242ZM242 6L240 5V7L238 6L237 8L241 10L242 8H244V7H242ZM247 6H248V5H247ZM247 6H246V7H247ZM257 6H258V4H257ZM259 6H260V5H259ZM42 7H41V9H42ZM58 7H59V6H58ZM76 7H77V6H76ZM76 7H75V8H76ZM88 7H89V6H88ZM96 7H97V6H96ZM162 7H163V6H162ZM164 7H166V6L164 5ZM164 7H163V11H164L165 9H167V10H165V11H168V8H169V7H168V6H167L168 8H167V7L164 8ZM209 7H210V6H209ZM227 7H228V6H227ZM246 7H245V8H246ZM248 7H250V5H249ZM29 8H30V7H29ZM33 8L35 9L36 7H33ZM45 8H46V7H45ZM67 8H68V7H67ZM73 8H74V7H73ZM73 8H72V11H71V9H70L71 12H70V11H68V12L72 13L73 10H74ZM94 8H95V7H94ZM97 8H98V7H97ZM105 8H106V7H105ZM107 8L110 9L109 7H107ZM107 8H106V9H107ZM119 8H120V7H119ZM197 8H198V7H197ZM210 8H211V7H210ZM221 8H222V7H221ZM254 8H255V7H254ZM263 8H264V7H263ZM26 9H27V8H26ZM30 9H31V8H30ZM38 9H40V7H37V10H38ZM41 9H40V10H41ZM63 9H64V11H67L65 8H63ZM63 9H62V11H63ZM78 9H79V8H78ZM78 9H77V10H78ZM152 9H153V8H152ZM193 9H196V8H191L190 10L193 11ZM202 9H206V7L202 8ZM208 9H209V8H207V10H208ZM211 9H212V8H211ZM211 9H209V10H211ZM226 9H228V8H226ZM230 9H229V10H230ZM248 9H249V8H247L246 10H248ZM40 10H38V11H40ZM47 10H46V11H47ZM57 10H58V9H57ZM68 10H69V9H68ZM88 10H89V9H87V11H88ZM125 10H126V9H125ZM127 10H128V9H127ZM130 10H131V9H130ZM130 10H128V11H130ZM141 10H142V12L145 11L144 9H141ZM141 10H140V11H141ZM159 10H160V9H159ZM159 10H158V11H159ZM161 10H162V9H161ZM169 10H171V9H169ZM172 10H173V9H172ZM172 10H171V11H172ZM234 10H233V11H234ZM242 10H243V9H242ZM242 10H241V12H242ZM249 10H250V9H249ZM251 10H252V9H251ZM260 10H261V9H260ZM262 10H263V9H262ZM46 11H45L44 13H46ZM54 11H56V8H55ZM106 11H107V10H106ZM108 11H109V10H108ZM135 11L137 12V9H136ZM154 11H157L156 8H155ZM158 11H157V12H158ZM171 11H170V12H171ZM192 11H191V12H192ZM194 11H196V10H194ZM203 11H204V10H203ZM205 11H206V10H205ZM226 11H227V10H226ZM254 11H255V10H253V13H254ZM256 11L258 12L259 10L257 9ZM256 11H255V12H256ZM48 12H49V11H48ZM56 12H57V11H56ZM75 12H76V11H75ZM77 12H78V11H77ZM95 12H97V11H95ZM99 12H100V11H99ZM104 12H105V10H104ZM130 12H131V11H130ZM130 12H129V15L131 14ZM138 12H139V9H138ZM138 12H137V13H138ZM159 12H160V11H159ZM168 12H169V11H168ZM170 12H169V14H170ZM172 12H174V11H172ZM172 12H171V13H172ZM228 12H230V11H228ZM228 12H225V13H227V15H226L225 13H224V14H225L227 17L230 18V15L228 16V14H229ZM231 12H232V11H231ZM231 12H230V13H231ZM236 12H238L237 14L240 13V11H237V9H236ZM236 12L234 11V13H236ZM250 12H251V11H250ZM262 12H263V11H262ZM262 12H259V14H261ZM26 13H28V12H26ZM35 13H36V12H35ZM66 13H67V12H66ZM80 13H81V12H80ZM80 13H78V15H80ZM85 13H86V12H85ZM89 13H90V12H89ZM101 13H103V12H101ZM101 13H100V15H102ZM105 13H107V12H105ZM110 13H111V12H110ZM110 13H109V14H110ZM115 13H116V12H115ZM115 13H114V14H115ZM120 13H121V12H120ZM122 13H123V12H122ZM126 13H127V12H124L125 15H126ZM162 13H163V12H162ZM232 13H233V12H232ZM234 13H233V14H234ZM242 13H244V12H242ZM242 13L239 14V17H240V15H241V20H242V24H243V19H242V18H243V16H245L244 18L246 19L247 12H245V13H246L245 15H242ZM248 13H249V12H248ZM24 14H25V13H24ZM51 14H52V13H51ZM51 14H50V15H51ZM62 14H63V13H62ZM109 14H108V15H109ZM114 14H113V15H114ZM118 14H119V13H118ZM118 14H117V15H118ZM127 14H128V13H127ZM169 14H168V15H169ZM193 14H194V13H193ZM233 14H231V16H232ZM237 14H236V15H237ZM33 15H35V14L33 13ZM37 15H38V14H37ZM42 15H43V14H42ZM50 15H49V16H50ZM54 15H55V14H54ZM98 15H99V14H98ZM100 15H99V17H100ZM111 15H112V14H111ZM113 15H112V16H113ZM120 15H121V14H120ZM122 15H123V14H122ZM143 15H145V14H143ZM171 15H172V14H171ZM234 15H235V14H234ZM234 15H233V16H234ZM248 15H249V16H248L249 18H252V17L255 18V17H256L255 14H254L255 17H254V16H251L250 14H248ZM252 15H253V14H252ZM11 16H12V15H11ZM21 16H22V14H21ZM38 16H39V15H38ZM38 16H37V19H38ZM47 16H48V14H47ZM49 16H48V17H49ZM74 16H75V15H74ZM105 16H107V15L105 14ZM112 16H111V18H112ZM118 16H119V15H118ZM174 16H175V15H174ZM196 16H197V15H196ZM250 16H251V17H250ZM258 16L260 17V15L257 14V19H258V21H260L259 18H258ZM8 17H9V15H8ZM18 17H19V16H18ZM68 17H69V16H68ZM70 17H71V16H70ZM108 17L110 18V16H108ZM115 17H116V15H115ZM131 17H132V16H131ZM166 17H168V16H166ZM172 17H173V16H172ZM224 17H225V16H224ZM227 17H226V18H227ZM235 17H236V16H235ZM237 17H238V15H237ZM237 17H236V19H237ZM19 18H20V17H19ZM21 18H22V17H21ZM71 18H73V16H72ZM71 18H70V19H71ZM105 18H106V17H104V19H105ZM118 18H121V16H119ZM190 18H191V16H190ZM4 19H5V18H4ZM6 19H7V18H6ZM6 19H5V20H6ZM10 19L12 20V18H10ZM16 19H17V18H16ZM37 19L34 18L35 21H36ZM39 19H40V18H39ZM57 19H60V18H57ZM62 19H63V18H61V21H62ZM66 19H67V17H66ZM76 19H77V18H76ZM95 19H96V18H95ZM97 19H98V18H97ZM104 19H103V20H104ZM128 19H129V17H128ZM140 19H141V23H142V21H143L142 17H140ZM157 19H158V18H157ZM191 19H192V20H195V18L193 19V17H192ZM191 19H190V23L192 22ZM230 19H231V18H230ZM232 19H233V18H232ZM234 19H235V18H234ZM234 19H233V21H234V23H235V22H236V21H235L236 19H235V20H234ZM42 20L45 21L44 18H43ZM42 20H41V21H42ZM64 20H65V17H64ZM64 20H63V23L61 22L62 24H64ZM68 20H69V18H68ZM72 20H73V19H71V21H72ZM93 20H94V19H93ZM98 20H99V19H98ZM111 20H112V19H111ZM131 20H134L135 23L137 22L136 20H138V22L140 21L139 19H131ZM151 20H152V18H151ZM153 20L155 21L154 18H153ZM161 20H164V19L161 18ZM161 20H160V21H161ZM181 20H182V21H181ZM188 20H189V19H188ZM250 20H251V19H250ZM254 20H255V19H254ZM39 21H40V20H39ZM39 21H38V22H39ZM55 21H56V20H55ZM55 21H52V22H55ZM66 21H67V20H66ZM73 21H74V20H73ZM73 21H72V23H73ZM77 21H78V20H77ZM104 21H105V20H104ZM104 21H103V22H104ZM107 21H108V20H107ZM126 21H127V19L125 20V22H126ZM128 21H129V20H128ZM144 21H145V20H144ZM160 21H159V22L157 21V22H158V25H159ZM168 21H169V20H168ZM176 21L178 22V19H176ZM179 21L183 22V18L180 19ZM185 21H186V20H185ZM248 21H249V19H248ZM248 21H247V23L243 24V26L246 25V24H248ZM258 21H257V22H258ZM11 22H12V21H11ZM11 22H10V23H11ZM14 22H15V21H14ZM14 22H13V24L16 23V22H15V23H14ZM67 22H69V21H67ZM67 22H66V23H67ZM75 22H76V21H75ZM79 22H80V20H79ZM81 22H83V19L81 20ZM99 22H100V21H99ZM121 22L123 23V21H121ZM131 22H133V21H131ZM177 22H176V23H177ZM203 22H204V21H203ZM207 22H208V19H207ZM212 22H213V21H212ZM218 22H219V21H218ZM238 22H240L239 19L237 20V23H238ZM250 22H252V21H250ZM260 22H261V21H260ZM7 23H8V22H7ZM10 23H8V24H10ZM36 23H37V22H36ZM57 23H59V21H58ZM69 23H71V22H69ZM69 23H68V25H69ZM77 23H78V22H77ZM85 23H86V21H84V26H85ZM100 23H101V22H100ZM117 23H118V22H117ZM128 23H129V22H127L126 24H128ZM139 23H140V22H139ZM154 23H155V22H154ZM163 23H164V21H163ZM178 23H180V22H178ZM178 23H177V24H178ZM183 23H184V22H183ZM208 23H211V22H208ZM208 23H205V24L208 25ZM219 23H220V22H219ZM253 23H255V21L252 22V23H250V24H248V26L250 25L249 27L247 26V28H249L250 31H253V28H254V27L252 26ZM55 24H56V22H55ZM81 24H83V23H81ZM81 24H80V25H81ZM97 24H99V23H96L95 25H97ZM132 24H133V23H132ZM164 24H166V27H167V29H168V30L166 29V30L164 31L165 33H166V31H167V33H168V31H170V33H171V29L174 31V29L171 28V26L174 27L175 29H177L178 32H179L180 34H181L182 32H184L183 29H184L185 27L182 28L183 25H181V23L178 24V25H177V24H173V25H172V23H171V24H170V23H169V24H168V23H164ZM187 24H188V22H187ZM187 24H186V25H187ZM223 24H225V23H223ZM251 24H252V25H251ZM261 24H262V23H261ZM10 25H12V23H11ZM10 25H9V26H10ZM16 25H18V23H17ZM70 25H72V24H70ZM70 25H69V26H70ZM76 25H77V24H76ZM76 25H75V26H76ZM86 25H87V24H86ZM92 25H93V24H92ZM95 25H94V26H95ZM139 25H140V27L142 28L143 23H142V25H141V24H139ZM144 25H146V23H144ZM155 25H156V23H155ZM179 25H181V27H180ZM186 25H185V26H186ZM220 25L222 26V24H220ZM238 25H239V23H238ZM259 25H260V24H259ZM56 26H57V25H56ZM61 26H62V25H61ZM61 26H60V29H61ZM66 26H67V25H66ZM69 26H67V28L64 27L65 30H67L68 28L71 27V26H70V27H69ZM72 26H73V25H72ZM84 26H83V27H84ZM156 26H157V25H156ZM189 26H190V25H189ZM221 26H220V28H221ZM243 26L241 25L240 27H243ZM251 26H252L253 28H252ZM254 26H255L254 29H256V25H254ZM41 27H42V26H39V28H41ZM52 27H53V26H52ZM52 27H50L51 30H52ZM137 27H139V26H136V28H137ZM143 27H144V26H143ZM145 27H146V26H145ZM145 27H144V28H145ZM190 27H191V26H190ZM207 27H208V26H207ZM227 27H228V25L226 24V28H225V29H227ZM233 27H234V26H233ZM233 27H231V28L233 29ZM235 27H237V26L235 25ZM81 28H82V27H81ZM81 28H80V32H81ZM93 28H94V27H93ZM95 28H96V27H95ZM134 28H135V27H134ZM147 28L149 29V27H147ZM187 28H188V29L185 28V30H189V27H187ZM222 28H223V26H222ZM231 28H230V29L228 28V29L237 33L238 30H237L236 28H235L236 31H235V30H232ZM237 28H238V27H237ZM250 28H252V29H250ZM29 29H30V28H29ZM29 29H28V30H29ZM50 29H49V30H50ZM55 29L57 30L56 33H57V32L59 33V31H58L59 28L56 27ZM55 29H54V30H55ZM60 29H59V30H60ZM77 29H78V28H77ZM77 29H75V30H77ZM84 29H85V28H82V31H83ZM132 29H133V28H132ZM145 29H146V28H145ZM161 29H162V28H161ZM212 29H213V28H212ZM212 29H211V30H212ZM228 29H227V30H228ZM242 29L245 30V28H242ZM8 30H9V29H8ZM26 30H27V29H26ZM51 30H50V31H51ZM61 30H62V29H61ZM61 30H60V31H61ZM63 30H64V29H63ZM69 30H70V29H69ZM78 30H79V29H78ZM102 30H103V29H102ZM106 30H107V29H106ZM122 30H123V29H121V30H119V31H122ZM134 30L136 31V29H134ZM137 30H138V29H137ZM141 30H142V29H140V31H141ZM222 30L225 31L224 29H222ZM246 30H248V29H246ZM249 30H248V31H249ZM9 31L11 32V30H9ZM24 31H25V29L23 30V33L26 32V31H25V32H24ZM42 31H43V30H42ZM73 31H74V29L72 30V32H73ZM85 31H86V32L81 33V36H82L83 34H85V33L88 32L87 29H86ZM89 31H90V29H89ZM119 31H118V32H119ZM130 31H131V30H130ZM142 31H143V30H142ZM175 31H176V30H175ZM191 31H194V30H191ZM239 31H240V30H239ZM0 32H1V31H0ZM2 32H3V31H2ZM12 32H13V30H12ZM12 32H11V33H12ZM37 32H38V31H37ZM44 32H45V31H44ZM44 32H43V33H44ZM69 32H70V31H69ZM76 32H78V31H76ZM106 32H108V31H106ZM106 32H105V33H106ZM125 32H126V31H125ZM147 32H148V31L146 30L145 33L147 34ZM162 32H163V31H162ZM178 32L176 33L177 35H178ZM185 32H186V31H185ZM46 33H47V32H46ZM46 33H45V34H46ZM50 33H51V32H50ZM63 33L66 35L65 31H63ZM70 33H71V32H70ZM70 33H69V34H70ZM119 33H120V32H119ZM127 33H128V32H127ZM127 33H126V36L128 37ZM130 33H131V32H130ZM133 33H134V32H133ZM133 33H132V34H133ZM141 33H142V32H141ZM143 33H144V31H143ZM143 33H142V34H143ZM150 33H151V32H150ZM150 33H148V34H150ZM167 33H166V34H167ZM187 33H188V35L190 36V34H189L190 31H187ZM195 33H196V32H195ZM208 33H210V29H209V32H208ZM208 33H207V34H208ZM228 33L230 34V31H228ZM231 33H232V32H231ZM243 33H244V32H243ZM243 33H242V31H241V34H243ZM253 33H254V32H253ZM258 33H259V32H258ZM258 33H256V38L254 37L255 35H252L253 38H255V40L257 39V35H258ZM261 33H262V31H261ZM261 33H260V34H261ZM4 34H5V33H4ZM13 34H14V32L12 33V37L15 38V36H14ZM33 34H34V33H33ZM45 34H42V36L45 35ZM72 34H73V35H72ZM72 34H71V35H72V38H73V36H77V35H75V34H77V33H75V32L72 33ZM139 34H140V32H139ZM139 34H137V31H136V34H135V35H139ZM142 34H141V36H142ZM148 34H147V35H148ZM168 34H169V33H168ZM176 34H175V35H176ZM192 34H193V33H192ZM226 34H227V33H226ZM234 34H235V33H234ZM251 34H252V33H251ZM254 34H255V33H254ZM35 35H36V34H35ZM49 35H50V34H49ZM65 35H64V36H65ZM67 35H68V34H67ZM67 35H66V36H67ZM79 35H80V34H79ZM79 35L77 36L76 39H78ZM94 35H95V34H94ZM116 35H117V34H116ZM123 35H124V33H123ZM135 35H134V36H135ZM162 35H164V34H162ZM175 35H174V36H175ZM186 35H187V34H186ZM193 35H195V34H193ZM196 35H198V34H196ZM196 35L193 37L192 40H194V38H196ZM199 35H200V33H199ZM199 35H198V36H199ZM208 35H210V34H208ZM2 36H4V35H2ZM40 36H41V34H40ZM40 36H39V38H40ZM45 36H46V35H45ZM51 36H52V35H51ZM51 36H50V37H51ZM64 36L62 35L61 37H63V40L65 41V39H66L65 37H66V36H65V37H64ZM81 36H80V38H81ZM98 36H99V35H98ZM98 36H97V38H98ZM110 36H111V35H110ZM119 36H120V35H119ZM129 36H132V35L129 34ZM141 36H140V37H141ZM164 36H165V35H164ZM164 36H163V37H164ZM168 36H169V35H168ZM178 36H179V38H180V35H178ZM181 36H182V35H181ZM191 36H192V35H191ZM191 36L188 37V38H192ZM202 36H203V35H202ZM234 36H235V35H234ZM234 36H233V37H234ZM243 36H246V35L244 34ZM258 36H260V35H258ZM8 37H9V36H8ZM12 37H11V39H12ZM36 37H37V36H36ZM46 37H47V39L50 38V37H48V36H46ZM61 37H59V38H61ZM100 37H101V35H100ZM100 37H99V38H100ZM103 37H104V35H103ZM112 37H115V36L112 35ZM112 37H111V38H112ZM132 37H133V36H132ZM144 37L147 38L146 35H145ZM166 37H167V36H166ZM170 37H171V35H170ZM170 37H169V38H170ZM182 37H185V36H182ZM186 37H187V36H186ZM199 37H201V36H199ZM207 37H208V36H207ZM211 37H212V36H210V37H208V38L210 39ZM224 37H226V36H224ZM236 37L238 38L239 36H236ZM236 37H235V38H236ZM247 37H249V36H247ZM247 37L245 38L246 40H247ZM261 37H262V34H261ZM9 38H10V37H9ZM34 38H35V37H34ZM37 38H38V37H37ZM53 38H54V37H53ZM64 38H65V39H64ZM105 38H106V37H105ZM109 38H110V37H109ZM111 38H110V39H111ZM117 38H118V37H117ZM124 38H125V36H124ZM124 38H123V39H124ZM137 38H138V36H137ZM148 38H149V37H148ZM158 38H159V37H158ZM177 38H178V37H177ZM201 38H202V37H201ZM203 38H204V37H203ZM214 38H215V37H214ZM226 38H227V37H226ZM228 38H229V37H228ZM231 38H232V37H231ZM237 38H236V39H233V40L238 41ZM239 38H240V37H239ZM239 38H238V39H239ZM250 38H251V36L248 38L249 41L251 42ZM258 38H259V37H258ZM32 39H33V37H32ZM43 39H44V38H43ZM43 39H42V40H43ZM61 39H62V38H61ZM76 39H75V41H76ZM92 39H95V38L93 37ZM121 39H122V38H121ZM123 39H122V40H123ZM138 39H139V38H138ZM140 39H141V38H140ZM175 39H176V38H175ZM209 39H208V42H207L208 44H209ZM212 39H213V38H212ZM222 39H223V38H222ZM240 39H241V38H240ZM243 39H244V38H243ZM251 39H252V38H251ZM20 40H21V39H20ZM24 40H25V39H24ZM55 40H56V37H55L53 40H51V41H55ZM70 40H71V38H70ZM70 40H69V41H70ZM126 40H128V39H126ZM176 40H177V39H176ZM192 40H191V41H192ZM195 40H196V39H195ZM229 40H230V38L228 39V41H229ZM231 40H232V39H231ZM246 40H245V42H246ZM260 40H261V39H260ZM260 40H256V42H257V41H260ZM18 41H19V40H18ZM21 41H22V40H21ZM21 41H20V42H21ZM29 41H30V39H29ZM36 41H37V40H36ZM38 41H39V39H38ZM45 41L47 42V40H45ZM49 41H50V40H49ZM57 41H61V40H58V38H57ZM69 41H68V42H69ZM83 41H84V39H83ZM83 41H82V43H85V42L88 43L86 40H85V42H83ZM124 41H125V40H124ZM169 41H170V40H169ZM169 41L167 40L166 43H167V42L169 43ZM188 41H189V40H188ZM188 41H184V42H188ZM202 41H204V40H202ZM213 41H214V40H213ZM215 41H216V39H215ZM215 41H214V42H215ZM228 41L226 40V42H228ZM240 41H242V39H241ZM247 41H248V40H247ZM249 41H248V43H250ZM0 42H2V41L0 40ZM27 42H28V40H27ZM31 42H32V41H31ZM33 42H34V41H33ZM61 42H62V41H61ZM65 42H66V41H65ZM79 42H80V41H79ZM116 42H117V41H116ZM122 42H123V41H122ZM141 42H142V41H141ZM163 42H165V39H164ZM175 42H176V41H175ZM179 42H180V41H179ZM211 42H212V40H211ZM226 42H225V44L228 45L229 43H226ZM234 42H235V41H233V43H234ZM262 42L264 43V38H263V41H262ZM35 43H36V42H34V45H35ZM40 43H41L42 45H43V43H44V45H46V43H45L44 41H43V43H42V42H40ZM48 43H49V42H48ZM69 43H70V42H69ZM69 43H68V44H69ZM73 43H74V44H77V43H75V42H73ZM117 43H118V42H117ZM125 43H127V41H125ZM128 43H129V42H128ZM134 43H135V42H134ZM137 43H138V42H137ZM161 43H162V42H161ZM166 43H165V44H166ZM168 43H167V44H168ZM182 43H183V42H180L181 45H182ZM190 43H191V42H190ZM190 43L188 42V44H190ZM212 43H213V42H212ZM233 43H232V44H233ZM248 43H247V42H246V43L243 42V44L246 45L247 47L249 46V45H247ZM259 43H260V42H259ZM259 43H258V46H260ZM21 44H22V42H21V43H19V42L17 43V42H15L14 40L6 39V40H4L3 45H0V47H1V49H2V46H3V47H10V49H13V48L15 49L16 47L18 48L19 46H22V47H24V48H23L24 52H26V51H25V50H26V49H25V45H21ZM28 44H29V45H30V44L32 45V43H29V42H28ZM37 44H38V43H37ZM63 44L65 45V43H63ZM100 44H101V43H100ZM100 44L98 43V44H97V47H100ZM119 44H120V43H119ZM123 44H124V43H123ZM131 44H132V43H130L129 46H130ZM145 44H147V43H145ZM145 44H144V45H145ZM167 44H166V45H167ZM176 44H177V43H176ZM188 44H187V45H188ZM193 44H194V41H193L192 45H193ZM199 44H200V43H199ZM225 44H223V45L225 46ZM240 44H241V43H239V47L241 48ZM252 44H253V41H252ZM252 44H251V45H252ZM260 44H261V43H260ZM55 45H56V44H55ZM60 45H61V43H60ZM69 45H70V44H69ZM82 45H84V44H82ZM82 45H81V48L83 47ZM86 45H87V44H86ZM86 45H84L85 48L89 47V43H88V46H86ZM95 45H96V44H95ZM98 45H99V46H98ZM150 45H151V44H150ZM172 45H173V44H172ZM190 45H191V44H190ZM192 45H191V46H192ZM227 45H226V46H227ZM230 45H231V43H230ZM234 45H235V44H234ZM65 46H66V45H65ZM65 46H64V47H65ZM71 46H72V42H71ZM75 46H76V45H75ZM123 46H125V44H124ZM131 46L133 47L134 45L132 44ZM142 46H143V44L140 45V46L138 45V47H140V49H141V48L143 49ZM146 46H147V45H146ZM155 46H156V45H155ZM168 46H169V45H168ZM177 46H178V45H177ZM188 46H189V45H188ZM191 46H190V47H191ZM231 46H233V45H231ZM236 46H237V47H236V50H237V48H238L237 43H236ZM253 46H256V43H255V45H253ZM258 46L256 47V50H257ZM22 47H21V48H22ZM31 47H32V49H33V51H34L33 46H31ZM34 47L37 48L36 45H35ZM40 47H41V46H40ZM40 47H38L39 50H40ZM48 47H49V45H48ZM58 47H59V45H58ZM125 47L127 48V45H126ZM134 47L136 48L137 46L135 45ZM134 47H133L132 51H134V49H135ZM138 47H137V48H138ZM147 47H149V46H147ZM173 47L176 48V46H173ZM173 47H172V48H173ZM190 47H189L190 50H191V48H194V47H191V48H190ZM206 47H207V46H206ZM21 48H18V49H21ZM26 48H29L28 45L26 46ZM43 48H44V46H43ZM71 48H72V47H71ZM74 48H75V47H74ZM110 48H111V47H110ZM117 48H118V47H117ZM128 48H129V47H128ZM177 48H178V47H177ZM203 48H204V47H203ZM203 48H202V49H203ZM244 48H245V47H244ZM248 48H249V47H248ZM1 49H0V50H1ZM14 49L11 50V51L13 52ZM44 49H45V48H44ZM47 49H49V48H47ZM47 49H46V50H47ZM61 49H62V47H61ZM148 49H149V48H148ZM148 49L146 48V50H148ZM178 49H179V48H178ZM178 49H173V50L178 51ZM184 49H185V48H184ZM231 49H232V48H231ZM238 49H239V48H238ZM246 49H247V48H246ZM2 50H3V49H2ZM8 50H9V49H8ZM16 50H17V49H16ZM21 50H22V49H21ZM21 50H19V51H21ZM27 50H28V49H27ZM29 50H30V49H29ZM39 50H38V51H39ZM50 50H51V49H50ZM65 50H67V48H66ZM72 50H73V48H72ZM72 50H70V52H71ZM75 50H76V49H75ZM81 50H83V52H84L85 49H81ZM87 50H89V48H87ZM112 50H113V52H114V50L119 51V50H120V46H119V50H117L116 48H113ZM112 50H111V51H112ZM126 50H127V51H126ZM190 50H189V51H190ZM193 50H194V49H192V51H193ZM197 50H198V48H197ZM232 50H234V49H232ZM236 50H234L235 53L238 52V51H236ZM242 50H243V49H242ZM249 50H250V49H249ZM251 50H252V49H251ZM251 50H250V51H251ZM4 51H5V49H4ZM6 51H7V49H6ZM6 51H5V52H6ZM9 51H10V50H9ZM11 51H10V52H11ZM17 51H18V50H17ZM42 51H43V49H42ZM51 51H52V50H51ZM67 51H68V50H67ZM73 51H74V50H73ZM76 51H77V50H76ZM89 51H91V50H89ZM109 51H110V49H109ZM116 51H115V52H116ZM125 51L128 52V49H125L124 52H125ZM148 51H149V50H148ZM189 51H187V52L189 53ZM192 51L190 52V53H191V57L194 55V54H193L194 52L192 53ZM201 51H203V50H199V51L197 52L198 54H196V55L200 56L199 52L201 53ZM245 51H246V50H245ZM245 51H244V53H245ZM0 52H1V51H0ZM7 52H8V51H7ZM29 52H30V51H29ZM35 52H37V49L35 50ZM45 52H46V51H45ZM54 52H55V51H54ZM79 52H80V51H79ZM93 52H94V50L92 49V53H93ZM95 52H96V51H95ZM124 52H123V53H124ZM130 52H131V50H130ZM179 52H180V49H179ZM183 52H184V50H183ZM187 52H186V53H187ZM229 52H230V51H229ZM232 52H233V51H232ZM247 52H248V51H247ZM247 52H246L245 54L249 55ZM14 53H15V52H14ZM14 53H13V54H14ZM27 53H28V52H27ZM30 53H32V52H30ZM51 53H52V52H51ZM60 53H61V52H60ZM60 53H58V54H60ZM66 53H67V52H66ZM68 53H69V51H68ZM81 53H82V51H81ZM102 53H103V52H102ZM105 53H106V51H105ZM117 53H118V52H117ZM120 53L122 54V52L119 51V54H120ZM132 53H133V52H132ZM173 53H174V52H173ZM177 53H178V52H177ZM184 53H185V52H184ZM188 53H187V54H188ZM195 53H196V52H195ZM202 53H203V52H202ZM226 53H227V52H226ZM233 53H234V52H233ZM239 53H240V54L237 53V54H238V57H237L238 59H239V57L243 56V55H241L243 52L241 53V51H240ZM259 53H261V52L259 51ZM3 54H4V53H3ZM9 54H10V53L8 52L7 55H9ZM11 54H12V53H11ZM13 54H12V55H13ZM33 54H35V53H33ZM42 54H43V52H42ZM54 54H55V53H53V55H54ZM58 54H56V55H58ZM69 54H70V53H69ZM71 54H72V55H70V56H71L72 59H73V54H75V52H74V53L72 52ZM77 54H78V53H77ZM79 54H80V53H79ZM96 54H97V53H96ZM98 54H99V52H98ZM98 54H97L96 57H99L100 54H99V55H98ZM121 54H120V55H121ZM146 54H148V53H146ZM146 54H145V57H147L146 60H147V59L149 60V58H150L151 56H149V58H148V55L146 56ZM150 54H151V53H150ZM150 54H149V55H150ZM192 54H193V55H192ZM229 54H230V53H229ZM229 54H228V55H229ZM231 54H232V53H231ZM231 54H230V55H231ZM250 54H251V53H250ZM252 54H254L253 51H252ZM257 54H258V52H257ZM22 55L25 56L24 53H23ZM31 55H32V54H31ZM38 55H39V53H38ZM40 55H41V54H40ZM45 55H48V53H47V54H44V56H45ZM51 55H52V54H51ZM53 55H52V56H53ZM62 55H64V54L62 53ZM67 55H68V54H67ZM81 55H83V53L80 54V56H81ZM89 55H90V54H89ZM103 55H104V53H103ZM107 55L109 56L110 54H107ZM111 55H112V57H111ZM111 55H110L109 57L114 58V57H113L114 54L111 53ZM116 55H117V54L115 53L114 56H116ZM130 55H131V54H128V56H130ZM143 55H144V53H143ZM143 55H142V56H143ZM169 55H170V54H169ZM188 55H190V54H188ZM188 55H187V56H188ZM228 55H227V56H228ZM230 55H229V56H230ZM4 56H5V55H4ZM4 56H2V57H4ZM9 56H11V55H9ZM14 56H15V55H14ZM34 56H35V55H32L31 57H34ZM44 56H43V57H44ZM49 56H50V54H49ZM52 56H51V57H52ZM104 56H105V55H104ZM104 56H103V58H104ZM108 56H106V58H107ZM118 56H119V55H118ZM137 56H138V55H137ZM177 56H178V55H177ZM222 56H223V55H222ZM222 56H221V59H222ZM225 56H226V54H225ZM227 56H226V57H227ZM231 56H232V55H231ZM231 56H230V57H231ZM254 56H255V54H254ZM16 57H17V56H16ZM16 57H15V58H16ZM38 57H39V56H38ZM40 57L43 58L42 56H40ZM58 57H59V56H58ZM61 57H62V56H61ZM67 57H68V56H67ZM67 57H65V58L68 59ZM85 57H86V55H85ZM88 57H89V56H87L86 59H83V61L88 62L87 64L89 65V64L93 61V60H92L93 58L91 59V60H92V61H91V60H88ZM116 57H117V56H116ZM123 57H124V56H123ZM125 57H126V56H125ZM130 57H131V56H130ZM132 57H133V60H134L133 63H134V64L137 63V62H135V60H136L137 57H136L135 55L132 56ZM134 57H135V59H134ZM145 57L143 56L142 58H140V57H138V58H140V60H141V59H143V58H145ZM223 57H224V56H223ZM250 57H251V55H250ZM252 57H253V56H252ZM0 58H1V57H0ZM6 58H7V57H6ZM6 58H5V60H6ZM17 58H18V57H17ZM25 58H26V56H25ZM41 58H38V60H40ZM47 58H48V57H47ZM55 58H56V56H55ZM69 58H70V57H69ZM76 58H78V57H76ZM82 58H83V57H82ZM90 58H91V57H90ZM90 58H89V59H90ZM94 58H95V57H94ZM128 58H129V57H128ZM152 58H153V57H152ZM152 58H151V60H152ZM154 58H155V56H154ZM154 58H153V60H154ZM167 58H168V59L170 58L169 60H171V62H172V59H171L172 57H171V56H170V57H167ZM182 58H183V57H182ZM185 58H186V57H185ZM199 58H200V57H199ZM224 58H225V57H224ZM224 58H223V59H224ZM234 58H235V57H233V59H234ZM241 58H243V60H244V57H241ZM21 59H22V60H21ZM27 59H28V58H26V60H27ZM31 59H33V58H31ZM36 59H37V57H36ZM36 59H35V60H36ZM59 59H60V58H59ZM66 59H65V60H66ZM70 59H71V58H70ZM72 59H71V62L73 63V60H72ZM80 59H81V58H80ZM80 59H79V60H80ZM109 59H110V58H109ZM109 59H106V60L109 61ZM125 59L127 60V58H125ZM131 59H132V58H131ZM193 59H194V58H193ZM225 59L227 60V58H225ZM229 59H230V58H229ZM229 59H228L227 61L225 60V62H227L228 64H229V61H230ZM259 59H260V58H259ZM7 60L9 61V59H7ZM7 60H6V61H7ZM10 60H11V59H10ZM17 60H18V59H17ZM20 60L23 62L24 59L21 57V58L19 59V61H20ZM41 60L44 61L43 63H47V62H46L47 60H46V61L43 60V59H41ZM74 60H75V58H74ZM79 60H77V61H75V62L77 63ZM86 60H88V61H86ZM110 60H111V59H110ZM146 60H145V62H146ZM162 60H163V59H162ZM165 60H166V59H165ZM169 60H168V61H169ZM174 60H176V59H174ZM197 60H199V59L196 57V58H195V62H194L195 64L197 63ZM216 60H217V59H216ZM246 60H247V59H246ZM251 60H252V59H251ZM253 60H254V59H253ZM24 61H25V60H24ZM27 61H28V60H27ZM63 61H64V60H63ZM80 61H81V60H80ZM89 61H90V63H89ZM104 61H105V58H104ZM108 61H105V62H106L107 65L109 66ZM113 61H114V60L112 59V63H113ZM130 61H131V60H130ZM136 61H139V59L136 60ZM141 61H142V60H141ZM141 61H139V62H141ZM166 61H167V60H166ZM179 61H180V60H179ZM190 61H192V60H190ZM193 61H194V60H193ZM193 61H192V62H193ZM221 61H222V60H220V63L222 64ZM233 61H234V60H233ZM233 61L230 62L232 68H234V67H233L234 64L237 63V60H236V59H235L236 62H234V64H233ZM256 61L258 62V60H256ZM10 62H11V61H10ZM34 62H36V61H34ZM38 62L40 63V61H38ZM38 62H37V63H38ZM52 62L54 63V62H55V59H54ZM66 62H68V61H66ZM71 62H70V63H71ZM85 62H83V63L85 64ZM101 62H102V61H101ZM101 62H100V61H99V62L97 61V62H95V63L92 62V65H98V63H100V65H98V66H101ZM109 62H110V65H111V64H112L111 61H109ZM115 62H117V61H115ZM115 62H114V63H115ZM123 62H126V61L124 60ZM127 62H128V60H127ZM131 62H132V61H131ZM131 62H130V63H131ZM143 62H144V60L141 62L142 64H141V63H140V64L143 65ZM150 62H151V61H150ZM153 62H154V61H153ZM164 62H165V61H164ZM225 62H224V63H225ZM238 62L240 63V61H238ZM244 62H245V61H243V63H241V64L244 65ZM4 63H5V61H4ZM43 63H42V64H43ZM48 63L50 64L49 61H48ZM48 63L45 64V65H48ZM56 63H57V62H55L54 64H56ZM76 63H75V64H76ZM78 63H79V62H78ZM78 63H77V64H78ZM80 63H81V62H80ZM80 63H79V65H80ZM93 63H94V64H93ZM96 63H97V64H96ZM121 63H122V62H121ZM133 63H131V64H133ZM147 63H148V62H147ZM169 63H170V61H169ZM169 63H168V64H169ZM198 63H199V64H202L203 62L201 61V63H200V62L198 61ZM227 63H226V64H227ZM246 63H248V62H246ZM246 63H245V64H246ZM27 64H30V63H27ZM60 64H61V63H60ZM60 64H59V66H61ZM77 64H76V66H77ZM104 64H105V63H104ZM104 64L102 63V65H104ZM115 64H116V63H115ZM127 64H128V63H127ZM134 64H133V67H134ZM137 64H139V63H137ZM150 64H151V66H152V65L154 66L155 64L157 65V64H158V61H157V63L155 62L154 64H152V63H150ZM172 64H173V63H172ZM188 64H189V63H188ZM188 64H185V63H184V64H183V67H184V68L188 67ZM232 64H233V65H232ZM251 64H252V63H251ZM6 65H7V66H6L7 68H8V67L10 68V66H8V64H6ZM10 65H11V64H10ZM14 65H15V64H14ZM14 65H13V66H14ZM31 65H33V64H31ZM35 65H38V64L35 63ZM40 65H41V64H40ZM40 65H39V66H40ZM43 65H44V64H43ZM43 65L40 66V67H41V68H40L41 70H42V67L45 68V69H46V67H47V66L44 67L45 65H44V66H43ZM56 65H57V64H56ZM79 65H78V66H79ZM81 65H82V64H81ZM81 65H80V66H81ZM107 65H104V66H107ZM112 65H113V64H112ZM118 65H120V63H119ZM135 65H136V64H135ZM141 65H136V66H139L138 68H140ZM146 65H147V64H146ZM156 65H155V66H156ZM175 65H176V64H175ZM189 65H190V64H189ZM191 65H192V64H191ZM235 65H237V64H235ZM239 65H240V64H238V66H239ZM252 65H254V64H252ZM13 66H11V67H13ZM26 66L29 67V65H26ZM50 66H51V65H50ZM50 66H49V67H50ZM62 66H63V65H62ZM65 66L67 67L68 65H65ZM65 66H64L63 68H65ZM74 66H75V65L73 64V67H74ZM76 66H75V67H76ZM82 66H83V65H82ZM82 66H81V67H82ZM90 66H91V64H90ZM104 66H103V68H104ZM108 66H107V67H108ZM113 66H114V65H113ZM123 66H124V65H123ZM136 66H135V67H136ZM157 66H158V65H157ZM157 66H156V68H155V67H154V68H155V69L157 70V72H158V68H157ZM199 66H200V65H199ZM202 66H203V65H202ZM215 66H216V65H214L213 68L216 69ZM218 66H219V68H220V65H218ZM222 66H223V65H222ZM222 66H221V67H222ZM228 66H229V65H228ZM228 66H227V68H228ZM238 66H237V67H238ZM241 66H242V65H241ZM254 66H256V65H254ZM30 67H31V66H30ZM30 67H29V68H30ZM36 67H37V66H36ZM55 67H56V66H55ZM81 67H80V68H81ZM86 67H88V66H86ZM119 67H120V66H119ZM128 67H129V65H128ZM135 67H134V68H135ZM143 67H144V66H143ZM237 67H236V68H237ZM256 67H257V66H256ZM9 68H8V70H9ZM29 68H27V69L29 70ZM32 68H34V66H33ZM32 68H31V69H32ZM52 68H53V67H52ZM60 68H61V67H60ZM70 68H71V67H70ZM77 68H79V67H77ZM88 68H89V67H88ZM88 68H87V69H88ZM92 68H93V67H92ZM95 68H99V67L96 66ZM100 68L102 69V67H100ZM100 68H99V69H100ZM105 68H106V67H105ZM108 68H109V67H108ZM108 68H107V69H108ZM115 68H116V67H115ZM129 68H130V67H129ZM150 68H151V67H150ZM189 68H190V70L193 69V68L191 69V67H189ZM189 68H188V69H189ZM195 68H196V69L198 68V64H197V67H195ZM241 68H242V67H241ZM10 69H11V68H10ZM16 69H17V68H16ZM25 69H26V68H25ZM27 69H26V70H27ZM31 69H30V70H31ZM35 69H36V68H35ZM35 69H34V70H35ZM55 69H56V71H57V67H56ZM58 69H59V68H58ZM67 69H68V68H67ZM84 69H86V68H84ZM87 69H86L85 71H87ZM90 69H91V67H90ZM93 69H94V68H93ZM101 69H100V70H101ZM120 69H121V68H120ZM132 69H133V68H132ZM141 69H142V68H141ZM152 69H153V68H152ZM215 69H214V70H215ZM217 69H218V68H217ZM230 69H231V68H230ZM245 69H247V68H245ZM250 69H252V68H250ZM6 70H7V69H6ZM8 70H7V71H8ZM37 70H38V69H37ZM47 70L50 71L51 68H50V69H47ZM69 70H70V69H69ZM88 70H89V69H88ZM103 70H104V69H102V71H103ZM118 70H119V69H118ZM124 70H125V69H124ZM126 70H127V69H126ZM135 70H138V69H134V71H135ZM173 70H174V69H173ZM185 70H186V69H185ZM227 70H228V69H227ZM232 70H233V69H232ZM232 70H231V71H232ZM239 70L242 71V69H239ZM247 70H248V69H247ZM12 71H13V70H12ZM12 71H11V73H12ZM31 71H33V70H31ZM52 71H53V70H52ZM56 71H55V74L57 73ZM61 71H62V70H61ZM70 71H71V70H70ZM79 71H80V70H79ZM85 71H84V72H85ZM92 71H94V70H92ZM95 71H97V69H96ZM132 71H133V70H132ZM143 71H144V69H143ZM145 71H146V70H145ZM188 71H189V70H188ZM196 71H197V70H196ZM200 71H202V70H201V67H200ZM216 71H217V70H216ZM219 71H220V69H219ZM229 71H230V70H228L227 73H228ZM258 71H260V70H258ZM3 72H4V71H3ZM3 72H1V73H3ZM9 72H10V71H9ZM9 72H8V73H9ZM17 72H18V71H17ZM17 72L15 71V73H17ZM22 72H23V70H22ZM46 72H47V71H46ZM58 72H59V71H58ZM65 72H66V70H65ZM77 72H78V71H77ZM82 72H83V70H82ZM89 72H90V71H89ZM98 72H99V70H98ZM98 72H96V73H98ZM120 72H121V70H120ZM136 72H137V71H135L134 74H135ZM157 72H156V74H158ZM159 72H160V71H159ZM170 72H171V71H170ZM173 72H174V71H173ZM184 72H185V71H184ZM192 72H193V71H192ZM212 72H213V71H212ZM214 72H215V71H214ZM222 72H223V70H222ZM222 72H221V74L218 75V76H221V77H222V76L224 75V73H225V72H224V73H222ZM232 72H233V71H232ZM234 72H235V70H234ZM243 72H244V71H243ZM243 72H242V73H243ZM254 72L256 73V71H254ZM8 73L6 72V74H7L6 76H7V77H8ZM13 73H14V72H13ZM20 73H21V71L19 70V75L22 74V73H21V74H20ZM23 73H24V72H23ZM33 73H34V72H33ZM92 73H94V72H92ZM118 73H119V72H118ZM122 73H123V75H124V72H122ZM122 73H121V74H122ZM137 73H138V72H137ZM160 73H161V72H160ZM195 73H196V72H195ZM195 73L193 72L192 74L195 75ZM200 73H201V72H200ZM17 74H18V73H17ZM17 74H14V75H17ZM52 74H53V73H52ZM62 74H63V73H62ZM78 74L81 75V73H79V72H78ZM78 74H76V75L74 74V75L77 76ZM85 74H86V72H85L83 75H85ZM87 74H89V73L87 72ZM90 74H91V73H90ZM119 74H120V73H119ZM121 74H120V76H121ZM128 74L130 75L131 73L128 71ZM134 74H133V76H135ZM140 74H141V73H140ZM140 74L138 73V75H140ZM153 74H155V73H153ZM156 74H155V77L157 76ZM171 74H173V73H171ZM184 74H185V73H184ZM187 74H188V72H187ZM196 74H197V73H196ZM222 74H223V75H222ZM235 74H236V73H235ZM235 74H234V77H235ZM238 74H239V73H238ZM246 74H247V73H246ZM256 74H257V73H256ZM258 74H259V73H258ZM1 75H2V76H5V74H1ZM11 75H12V74H11ZM11 75H10V76H11ZM24 75H26V73H24ZM28 75H29V74H28ZM28 75H27V79H26V80H28V83H27V84L30 83V80H29V77H30V76H28ZM48 75H49V74L46 73V76H47V77H48ZM56 75H57V77H58V73H57ZM56 75H55L54 77H56ZM64 75H65V74H64ZM74 75H72V77H73ZM80 75H79V76H80ZM94 75H96V74H94ZM126 75H127V73H126ZM138 75H136L137 78H138ZM151 75H152V74H151ZM188 75H189V74H188ZM190 75H191V74H190ZM194 75H193V76H194ZM241 75H242V74H241ZM244 75H245V74L243 73V75H242L241 77H244ZM250 75H251V74H250ZM6 76H5V77H6ZM17 76H18V75H17ZM52 76H53V75H52ZM52 76H51V78H54V77H52ZM105 76H106V75H105ZM118 76H119V75H118ZM146 76H147V75H146ZM146 76H145V77H146ZM152 76H153V75H152ZM158 76H159V75H158ZM196 76H197V75H196ZM198 76H199V72H198ZM212 76H213V75H212ZM214 76H215V77H214ZM214 76H213V77H214L213 80L216 79V81H217L218 77L216 76V72H215V75H214ZM225 76H226V77L228 76V78H229V76H230L229 79L234 78V77L232 76L231 72L228 73V75L225 74L222 78H225ZM239 76H240V75H239ZM247 76H248V80H249V74L245 75V77H246L245 79H247ZM259 76H260V75H259ZM15 77H16V76H15ZM15 77H14V78H15ZM22 77L25 78L26 76H25V77L22 76ZM49 77H50V75H49ZM57 77H56V79H58ZM60 77H61V76H60ZM65 77H66V76H65ZM99 77H101V76H99ZM99 77H98V80H97V81H99ZM107 77H108V76H107ZM107 77H105V80H106ZM111 77H112V76H111ZM124 77H125V76H124ZM124 77L122 76L123 79H125L127 76H126L125 78H124ZM130 77H131V75H130ZM140 77H141V76H140ZM140 77H139V78H140ZM148 77H149V76H147L146 79H148ZM183 77H185V75H183ZM216 77H217V78H216ZM221 77H219V78H221ZM236 77H238V76L236 75ZM256 77H257V76H256ZM10 78L12 79L13 76L10 77ZM51 78H50V79H51ZM91 78H93V77H90L89 80H91ZM102 78H103V77H102ZM116 78H117V77H116ZM120 78H121V77H120ZM128 78H129V77H128ZM128 78H126V79H128ZM190 78H191V80H193V79L195 80L196 77L193 78V77L190 76V77L188 78V76H187V79L190 80ZM192 78H193V79H192ZM197 78H198V77H197ZM228 78H227V79H228ZM251 78H252V77H251ZM4 79H6V78H4ZM11 79H10V80H11ZM42 79H43V78H42ZM54 79H55V78H54ZM59 79H60V78H59ZM59 79H58V80H59ZM75 79H77V78H75ZM94 79H95V78H94ZM94 79H93V81H94ZM107 79H108V81L110 80L109 78H107ZM126 79H125V81H126ZM140 79H142V78H140ZM152 79H154V76L152 77ZM158 79H159V78L156 77V79H154V80H152V81H153V82H154V81H159ZM185 79H186V77H185L183 80H185ZM187 79H186V80H187ZM199 79H200V78H199ZM209 79H211V78H209ZM234 79H235V78H234ZM234 79H231V80L233 81ZM236 79H237V78H236ZM236 79H235V80H236ZM242 79H244V78H242ZM2 80H3V79H2ZM7 80L9 81V79H7ZM16 80H17V79H16ZM35 80H36V79H35ZM52 80H53V79H52ZM52 80H50V81H52ZM65 80H66V79H65ZM95 80H96V79H95ZM128 80H129V79H128ZM130 80H133V79H130ZM202 80H203V78H202ZM213 80H212V81H213ZM222 80H223V79H222ZM222 80H220V81H222ZM240 80H241V78H240ZM11 81H14V80H11ZM11 81H9V83H10ZM48 81H49V79H48ZM48 81H46L45 83H47ZM60 81H62V80H60ZM60 81H59V82H60ZM63 81H64V80H63ZM63 81H62V82H63ZM91 81H92V80H91ZM91 81H90V83H91ZM108 81H107V85H108V83H110V82H108ZM110 81H112V83H113L115 80H112V78H111ZM123 81H124V80H123ZM123 81H122V82H123ZM125 81H124V82H125ZM137 81H138V80L136 79L135 83H136ZM144 81H145V80H144ZM209 81H210V80H209ZM225 81H226V80H225ZM227 81H228V80H227ZM229 81H230V80H229ZM18 82H19V79H18ZM53 82H54V80H53ZM53 82H52V83H53ZM75 82H76V81H75ZM83 82H84V81H83ZM83 82H82V83H83ZM86 82H87V81H85V83H86ZM94 82H95V81H94ZM99 82H100V81H99ZM99 82H97V83H99ZM103 82H104V81H103ZM116 82H117V81H116ZM122 82H121V83H122ZM124 82H123V83H124ZM128 82H132V81H128ZM128 82H125V83L127 84ZM153 82H152V83H153ZM184 82H186V81H184ZM194 82H195V81H194ZM196 82H197V81H196ZM210 82H211V81H210ZM214 82H215V81H214ZM218 82H219V81H218ZM234 82H235V81H234ZM234 82H232V83H234ZM9 83L7 82V84H9ZM12 83H13V82H12ZM19 83H20V84H18V85H21V83H22V85H23V82L20 81ZM34 83H37L38 85H40L37 81L34 82ZM34 83L32 84V86L34 85V87H35V84H34ZM43 83H44V80H43ZM45 83H44V84H45ZM52 83H50V89H51V87H55V86H52ZM54 83H56V80H55ZM92 83H93V82H92ZM105 83H106V82H105ZM118 83H119V82H118ZM123 83H122V84L119 83V84H120L119 87L123 86ZM125 83H124V86L126 87V84H125ZM133 83H134V80H133ZM135 83H134V84H135ZM137 83H138V82H137ZM207 83H208V82H207V80H206V85H204L205 87H207ZM219 83H220V82H219ZM219 83H218V84H219ZM223 83H224V80H223ZM230 83H231V81H230ZM232 83H231V84H232ZM247 83H248V82H247ZM16 84H17V82H16ZM25 84H26V83H25ZM25 84H24V85H25ZM30 84H31V83H30ZM37 84H36V88H37V86H38ZM47 84H48V83H47ZM47 84H46L45 87H47ZM61 84H62V83H61ZM75 84H76V83H74V85H75ZM101 84H103V83H101ZM119 84H118V85H119ZM144 84H145V83H144ZM150 84H151V83H150ZM196 84H197V83H196ZM196 84H195V85H196ZM214 84H217V82L214 83ZM220 84H221V83H220ZM224 84H225V83H224ZM9 85H10V84H9ZM12 85H13V84H12ZM54 85H55V84H54ZM71 85H72V84H71ZM74 85H73V86H74ZM84 85H85V84H84ZM92 85H94V83H93ZM103 85L106 86V87H109V86H107L106 84H103ZM116 85H117V83H116ZM118 85H117V86H118ZM131 85H132V84H131ZM140 85H141V84H140ZM140 85H139V86H140ZM195 85H194V86H195ZM209 85H210V84H208V86H209ZM239 85H240V84H239ZM7 86H8V85H7ZM10 86H11V85H10ZM14 86H15V84H14ZM14 86H13V87H14ZM25 86H26V85H25ZM27 86H28V85H27ZM30 86H31V85H30ZM41 86H42V85H41ZM85 86H86V85H85ZM99 86H100V84H99ZM104 86H102V87H104ZM148 86H149V84H148ZM225 86L228 88L227 84H226ZM234 86H235V85H234ZM237 86H238V84L236 85V87H233V88H232V86H231V87L229 86V87L231 88L230 90H232L233 93H234V91L237 90V89L239 88V87H237ZM241 86H242V85H241ZM241 86H240V88H242ZM243 86H244V85H243ZM4 87H5V86H4ZM8 87H9V86H8ZM8 87H7V88H8ZM15 87H16V86H15ZM23 87H24V86H22V89H23ZM42 87H44V86H42ZM42 87H41V88H42ZM61 87H62V86H61ZM75 87H76V85H75ZM96 87H97V84H96ZM100 87H101V86H100ZM115 87H116V86H115ZM127 87H128V86H127ZM198 87H199V84H198V86H197V89H199ZM205 87H204V88H205ZM226 87H224V88H226ZM245 87H246V86H245ZM245 87H243V88H245ZM7 88H6V89H7ZM11 88H12V86H11ZM11 88H9L8 91H10ZM19 88H20V87H19ZM24 88H26V87H24ZM41 88L39 87V89H41ZM62 88H63V87H62ZM70 88H72V87H70ZM73 88H74V87H73ZM73 88H72V90H75V89H73ZM111 88H114V87H111ZM116 88H117V87H116ZM116 88L114 89L115 91H116ZM130 88L132 89V88H133V85L130 86ZM130 88H129V89H130ZM148 88H151V87L149 86ZM177 88H178V87H177ZM202 88H203V86H202ZM204 88H203L202 90H204ZM246 88H249L247 91H250V86H248V87H246ZM251 88H253V87H251ZM4 89H5V88H4ZM47 89H49V86H48ZM47 89H46V90H47ZM57 89H59V87H58ZM95 89H96V88H95ZM95 89H94V90H95ZM103 89H106V88H102V90H103ZM118 89H119V88H118ZM118 89H117V91L119 92V91L121 90V88H120V90H118ZM123 89H124V87H123ZM131 89H130V90H131ZM145 89L147 90V87H146ZM197 89H196V90H197ZM206 89H207V88H206ZM233 89H234V90H233ZM13 90H15V89L13 88ZM13 90H11L10 92H7V91H6L7 93H10V95L8 96V98L10 97V98H9L10 100H11V93L13 92ZM20 90H21V88H20ZM20 90H18V91L20 92ZM51 90H53V89H51ZM51 90H49V91L52 93ZM54 90H55V89H54ZM54 90H53V91H54ZM69 90H71V89H69ZM69 90H68L67 92H69ZM99 90H100V88H99ZM107 90H108V89H107ZM194 90H195V89H193V91H194ZM199 90L202 91L201 89H199ZM238 90H239V89H238ZM3 91H4V90H3ZM3 91H2V92H3ZM36 91H37V90H36ZM55 91H56V90H55ZM58 91H60V90H58ZM80 91H81V90H80ZM86 91H87V88H86ZM110 91H112V89H110ZM125 91H127V90L124 89V92H125ZM143 91L145 92V94L149 92V91L146 92L144 89H143ZM191 91H192V90H191ZM193 91H192V92H193ZM211 91H212V90H211ZM239 91H241V90H239ZM0 92H1V91H0ZM15 92H16V91H15ZM19 92H17V93H19ZM67 92H66V93H67ZM87 92H89V91H87ZM91 92H92V90H91ZM100 92H102V91H100ZM100 92H99V93H100ZM108 92H109V91H108ZM118 92H117V94H118ZM127 92H128V91H127ZM192 92H191V93H192ZM196 92H198V90H197ZM228 92H229V91H227V94H229ZM237 92H238V91H237ZM237 92L235 91V93H237ZM251 92L254 93V90H253V91L251 90ZM51 93H50V94H51ZM81 93H82V92H81ZM115 93H116V92H115ZM120 93L122 94V90L120 91ZM188 93H190V92H188ZM188 93H187V94H188ZM199 93H200V92H199ZM199 93H198V94H199ZM204 93H205V92H204ZM206 93H207V91H206ZM209 93H211V92H209ZM212 93H213V91H212ZM239 93H240V92H239ZM248 93H249V92H248ZM248 93H246V92L242 89V94H243L244 96H248V98H249ZM253 93H252V94H253ZM3 94H4V92H3ZM12 94H14V92H13ZM37 94H38V93H37ZM53 94L56 95V94H59V93H56V94H55V93H52V97L54 98ZM109 94H110V93H109ZM109 94H108V95H109ZM121 94H120V95H121ZM198 94H197V95H198ZM213 94H214V93H213ZM222 94H223V91H222ZM227 94H225V91H224V95H227ZM21 95H22V94H21ZM21 95H19V96H21ZM35 95H36V94H35ZM84 95H85V94H84ZM86 95H87V97H86ZM86 95H85V99H86V98H89L88 96H90L91 94H90V95H89V94H86ZM122 95L124 96V95H126V93H123ZM131 95H132V93H131ZM146 95H147V94H146ZM188 95L190 96V94H188ZM204 95H205V94H204ZM206 95H207V94H206ZM206 95H205V96H206ZM208 95H212V94H208ZM232 95H233V94H232ZM239 95H240V94H239ZM243 95H242V97H243ZM258 95H259V94H258ZM0 96H1V95H0ZM13 96H14V95H13ZM24 96H25V95H24ZM97 96H98V94H97ZM99 96H100V95H99ZM99 96H98L97 98L100 99ZM109 96H110V95H109ZM111 96H112V97H111ZM111 96H110V97L113 98V94H112ZM114 96H115V95H114ZM127 96L129 97V96H130V93H128ZM147 96H148V95H147ZM147 96H146V97H147ZM172 96H173V95H172ZM212 96H213V95H212ZM215 96H216V95H214V97H215ZM218 96H219V97H218ZM218 96H216V97L221 98L220 96H222V95H221L220 92L218 93ZM259 96H260V95H259ZM16 97H17V95H16ZM16 97H15V98H16ZM25 97H27V95H26ZM28 97H29V95H28ZM36 97H37V96H36ZM36 97H35V99L39 100V99H38L39 96H38L37 98H36ZM55 97H56V96H55ZM93 97H95V96H93ZM128 97H127V98H128ZM141 97H142V96H141ZM141 97H139V98H141ZM146 97L144 96L145 99H143L142 101L140 100V103H142V104H141L142 106H144L143 103L146 102V101H144V100H147V102H148V100H150L149 97H151V96L147 97L148 99H147ZM153 97H154V96H153ZM153 97H152V101H153V99H154ZM174 97H175V95H174ZM195 97H196V96H195ZM226 97H227V96H226ZM226 97H225V98H226ZM234 97H235V96H234ZM0 98H1V97H0ZM15 98H14V99H15ZM18 98H20V97H18ZM95 98H96V97H95ZM123 98H125V96H124ZM130 98H131V97H129V100H130ZM170 98H171V97H170ZM176 98H177V96H176ZM193 98H194V96H193ZM208 98L210 99L211 97L208 96ZM212 98H213V97H212ZM222 98H223V96H222ZM227 98H229V97H227ZM231 98H232V97H231ZM238 98H240V97H238ZM238 98H237V96H236L234 99L237 100ZM251 98H253V95L251 96ZM254 98H255V96H254ZM256 98H257V97H256ZM24 99H25V98H24ZM27 99H28V98H27ZM57 99H58V98H57ZM73 99H74V98H73ZM82 99H83V98H82ZM103 99H104V98H103ZM103 99H101L100 101H102ZM118 99H119V101H121V103H123L122 100H120V98H118ZM131 99H132V101H133V98H131ZM136 99H137V98H136ZM136 99H135V100H136ZM156 99H157V98H156ZM158 99H159V98H158ZM171 99H172V98H171ZM171 99L168 100V102L170 101V102L168 103V105H170V106H171V102H172V100H173L174 98H173L172 100H171ZM177 99H178V98H177ZM184 99H185V97H184ZM184 99H183V100H184ZM188 99H189V101H190V99L192 100V98H190V97H189ZM209 99H208V101H209ZM213 99H214V98H213ZM229 99H230V98H229ZM17 100H18V99H17ZM19 100H20V99H19ZM19 100H18V101H19ZM28 100H30V99H28ZM86 100H87V99H86ZM127 100H128V99H127ZM129 100H128V101H129ZM135 100H134V101H135ZM138 100H139V99H138ZM165 100H166V99H165ZM179 100H181V99H179ZM214 100H215V99H214ZM251 100H252V99H251ZM263 100H264V99H263ZM15 101H16V100H15ZM15 101H14V103H15ZM20 101H21V100H20ZM31 101L34 102L33 99H32ZM47 101H48V100H47ZM70 101H71V100H70ZM97 101H98V100H96V102H97ZM104 101H105V100H104ZM136 101H137V100H136ZM143 101H144V102H143ZM157 101H159V100H157ZM163 101H164V100H163ZM163 101H162V102H163ZM181 101H182V100H181ZM181 101H180V102H181ZM186 101H187V100H186ZM206 101H207V100H206ZM210 101H211V99H210ZM239 101H241V100H239ZM243 101H244V100H243ZM247 101H248V100H247ZM247 101H246V102H247ZM258 101H259V98H258ZM21 102H22V101H21ZM21 102H19V103L21 104ZM35 102H37V101L35 100ZM35 102H34V103H35ZM44 102L46 103V101H44ZM65 102H66V101H65ZM75 102H76V101H75ZM77 102H78V101H77ZM96 102H95V103H96ZM137 102H138V101H137ZM149 102H150V101H149ZM165 102H166V101H165ZM165 102H164V106L167 107V108L169 109L170 106H166V105H167V102H166V103H165ZM252 102H253V101H252ZM259 102H260V101H259ZM259 102H258V103H259ZM16 103H18V102H16ZM19 103H18V104H19ZM26 103H27V101H26ZM38 103H39V102H38ZM49 103L51 104V102H49ZM59 103H60V102H59ZM72 103H73V101H72ZM79 103H80V102H79ZM79 103H78V104H79ZM87 103L89 104L88 100H87ZM100 103H101V102H99V104H100ZM104 103H105V102H104ZM107 103H108V102H107ZM119 103H120V102H119ZM126 103H128V102H126ZM133 103H134V102H133ZM158 103H159V102H158ZM158 103H157V104H158ZM174 103H175V100H174ZM174 103H173V104H174ZM178 103H179V102H178ZM183 103H184V101H183ZM183 103H179V104L181 105V104H183ZM187 103H189V102H187ZM187 103H186V104H187ZM212 103H213V102H212ZM248 103H249V101H248ZM255 103H256V102H255ZM18 104H17V105H18ZM41 104L43 105V102H42ZM52 104H53V103H52ZM69 104H70V103H69ZM75 104H76V103H75ZM75 104H74V105H75ZM81 104H82V103H81ZM91 104H92V103H91ZM99 104H98V105H99ZM110 104H112V103H110ZM110 104H109V105H110ZM128 104H129V103H128ZM146 104H147V103H146ZM146 104H145V105H146ZM148 104H149V103H148ZM148 104H147V107H145V108H146V111H148L147 108H148L149 105H150V104H149V105H148ZM155 104H156V102H155ZM173 104H172V106H173ZM179 104H176V103H175L174 105H178V106H179ZM184 104H185V103H184ZM184 104H183V105H184ZM189 104H190V103H189ZM189 104H188V105H189ZM195 104H196V103H195ZM206 104H207V103H206ZM206 104H205V105L200 104L201 107L198 105V106H197V110H198V107H200V109L203 108V109L200 110V111L202 112L204 109H206L207 107H209V105L207 106ZM229 104H230V103H229ZM233 104H234V103H233ZM250 104H251V103H250ZM259 104H260V103H259ZM261 104H263V103H261ZM55 105H58V103L55 102ZM59 105H60V104H59ZM59 105H58V106H59ZM112 105H113V104H112ZM125 105H126V107H127V106L130 107V106L133 105V104H131V105L129 104L130 106L127 105V104H125ZM137 105H138V103H137ZM190 105H192V103H191ZM190 105H189V106H190ZM210 105H211V104H210ZM212 105H213V104H212ZM230 105L233 106L232 104H230ZM230 105H228V106H230ZM256 105H257V104H256ZM0 106H1V102H0ZM26 106H27V105H26ZM40 106H41V105H40ZM48 106H49V104H48ZM84 106H87L86 103L84 104ZM89 106H90V105H89ZM91 106H93V105H91ZM104 106L107 107L106 104H104ZM104 106H103V108H104ZM134 106H135V105H134ZM142 106H141V107H142ZM152 106H153V105H152ZM204 106H205V107H204ZM206 106H207V107H206ZM225 106L227 107V105H225ZM248 106H249V105H248ZM18 107H19V106H18ZM21 107H22L21 109H23V108L25 107V104H24V107H23V103H22V106H21ZM37 107H38V106H37ZM64 107H65V106H64ZM66 107H67V106H66ZM75 107H76V106H75ZM79 107H80V106H79ZM87 107H88V106H87ZM99 107H100V106H99ZM106 107H105V109H103V110H101V111L103 112V111L105 110V111L107 112L106 109H107L108 107H107V108H106ZM156 107H157V106H156ZM173 107H175V106H173ZM176 107H177V106H176ZM186 107H187V106H186ZM190 107L193 108V106H190ZM195 107H196V105L194 106V109H196ZM211 107H212V109H214V106H211ZM216 107L218 108L217 105H216ZM222 107H223V106H222ZM226 107H224V110H225ZM234 107H235V106H234ZM237 107H239V106L237 105ZM241 107H242V106H241ZM249 107H250V106H249ZM251 107H252V105H251ZM1 108H2V107H1ZM19 108H20V107H19ZM51 108H52V107H51ZM59 108H60V106H59ZM61 108L63 109V106H62ZM68 108H69V107H68ZM83 108H85V107H83ZM83 108H82V110H83ZM97 108H98V107H97ZM131 108L133 109L134 107H131ZM131 108H130V109H131ZM153 108H154V107H153ZM170 108H172V107H170ZM178 108H180V107H178ZM187 108H188V107H187ZM209 108H210V107H209ZM209 108H207V109H209ZM217 108H216V109H217ZM2 109H3V108H2ZM4 109H5V108H4ZM48 109H49V111H52V110H53V109L50 110V108H48ZM55 109H57V108H55ZM69 109L71 110V107H70ZM79 109H80V108H79ZM99 109H101V108H99ZM127 109H128V108H127ZM134 109H135V108H134ZM148 109H149V108H148ZM155 109H157V108H154V110H155ZM168 109H167V110H168ZM189 109H190V108H189ZM189 109H188V110H189ZM194 109H191V110L193 111ZM216 109H214V111H216ZM220 109H221V107H220ZM222 109H223V108H222ZM226 109H227V108H226ZM231 109H232V110H235V108L233 109V107H232ZM242 109H243V107H242ZM247 109H249V108H247ZM250 109H251V108H250ZM35 110H36V112H37V108H36ZM35 110H34V111H35ZM38 110H39V108H38ZM45 110H46V109H45ZM57 110H59V109H57ZM60 110H61V109H60ZM70 110L67 111V113L70 112ZM73 110H74V109H72V111H73ZM75 110H76V109H75ZM77 110H78V109H77ZM80 110H81V109H80ZM142 110H143V109H142ZM165 110H166V109H165ZM167 110H166V111H167ZM170 110H171V109H170ZM170 110H169V111H170ZM172 110H173V109H172ZM172 110H171V111H172ZM181 110H182V108L180 109V111H181ZM186 110H187V109H186ZM191 110H190V111H191ZM210 110H211V109H210ZM232 110H231V111H232ZM31 111L33 112V110H30V113H31L32 116H33L34 113H32ZM64 111H65V110H64ZM87 111L89 112V110H87ZM97 111H99V110H97ZM97 111H96V112H97ZM135 111H136V110H135ZM146 111H145V112H146ZM150 111L152 112L151 107H150ZM176 111H177V110H176ZM208 111H209V110H208ZM214 111H210V112H211V113H212V112L214 113ZM226 111H227V110H226ZM258 111H259V110H258ZM36 112H35V113H36ZM74 112H75V111H74ZM77 112H78V111H76V113H77ZM113 112H114V111H113ZM113 112H112V113H113ZM148 112H149V111H148ZM151 112H149V113H151ZM153 112H154V111H153ZM153 112L151 113V115L154 114L153 116L155 117L156 113H153ZM182 112H183V110H182ZM182 112H181V113H182ZM195 112L198 113L197 111H193V112H192L193 115L196 114ZM210 112H208V113H210ZM218 112H219V111H218ZM222 112H225V111H222ZM241 112H242V111H241ZM249 112H250V111H249ZM252 112H253V111H252ZM254 112H255V110H254ZM256 112H257V111H256ZM38 113H39V112H38ZM38 113H37V114H38ZM53 113H54V111H53ZM70 113H71V112H70ZM90 113H91V112H90ZM90 113H89V114H90ZM104 113H105V112H104ZM112 113H110V111H109V114H108V115L110 116V114H112ZM163 113H164V112H163ZM204 113H205V111H204ZM206 113H207V112H206ZM211 113H210V114H211ZM244 113H245V114H248L247 112H244ZM259 113H260V112H259ZM263 113H264V111H263ZM182 114H183V113H182ZM186 114H187V113H186ZM220 114H221V113H220ZM220 114H219V113H218V114L216 113V115H219V116H220ZM222 114H223V113H222ZM261 114H262V113H261ZM261 114H260V115H261ZM2 115H4V114H2ZM6 115H7V114H6ZM6 115H5V116H6ZM34 115H36V114H34ZM44 115H45V114H44ZM48 115H49V114H48ZM74 115H75V114H74ZM105 115H107V113H105ZM108 115H107V116H108ZM112 115H115V116H116L117 114H112ZM145 115L147 116L148 114H145ZM168 115H169V114H168ZM187 115H188V114H187ZM187 115H185V116L188 117ZM191 115H192V114H191ZM193 115H192V116H193ZM198 115H199V114H198ZM198 115H197V114L194 115V116H196V117L193 116L194 120L197 118ZM205 115H207V114H205ZM214 115H215V113H214ZM216 115H215V117H216V119H217V116H216ZM260 115H259V116H260ZM5 116H3V118H4ZM8 116H9V115H8ZM40 116H41V115H40ZM40 116H39V119H40ZM103 116H104V115H103ZM107 116H106V117H107ZM135 116H136V115H135ZM148 116H149V115H148ZM153 116H151V119L153 118ZM203 116H204V115H203ZM219 116H218V117H219ZM222 116H224V115H222ZM244 116H247V115H244ZM259 116H258V117H259ZM0 117H1V116H0ZM6 117H7V116H6ZM25 117H26V116H25ZM33 117H34V116H33ZM35 117H37V116H35ZM35 117H34V118H35ZM41 117H43V116H41ZM46 117H47V116H46ZM56 117H57V116H56ZM199 117H200V119L202 120V118H201V117H202L201 114L199 115ZM204 117H205V116H204ZM209 117H212V115H210ZM242 117H243V116H242ZM50 118H51V115H50ZM57 118H58V117H57ZM57 118H55V119L57 120ZM92 118H94V116H92ZM134 118H135V117L133 116L132 119L134 120ZM138 118H139V117H138ZM168 118H169V117H168ZM189 118L193 120V118H191L190 116H189ZM248 118H249V120L247 121V123H248L250 120L253 121V119H250V117H248ZM248 118H247V119H248ZM252 118H253V117H252ZM35 119H36V118H35ZM42 119H45V118L43 117ZM42 119H40V120H42ZM48 119H49V118H48ZM48 119H47V121H48ZM95 119H96V118H95ZM132 119H131V122H132ZM136 119H137V117H136ZM169 119H170V118H169ZM198 119H199V118H198ZM221 119H222V118H221ZM224 119H225V117H224ZM244 119H245V117H244ZM256 119H257V118H256ZM4 120H5V119H4ZM11 120H12V119H11ZM37 120H38V117H37ZM37 120H36V122H37ZM45 120H46V119H45ZM49 120H50V119H49ZM87 120H89V119L87 118ZM106 120H108V119H106ZM118 120H119V119H118ZM128 120H129V119H128ZM138 120H139V119H138ZM143 120H144V118H143ZM164 120H166V119H164ZM196 120H197V119H196ZM196 120H195V121H196ZM214 120H215V118H214ZM245 120H246V119H245ZM7 121H8V120H7ZM7 121H6V122H7ZM20 121H21V120H20ZM22 121H23V120H22ZM24 121H25V122H24ZM24 121H23V122L26 123V122H27V119L24 120ZM38 121H39V120H38ZM42 121H43V120H42ZM83 121H84V120H83ZM93 121H94V122H95V121L97 122V120H93ZM100 121H102V120H100ZM104 121H105V120H104ZM108 121H109V120H108ZM110 121H111V120H110ZM112 121H113V120H112ZM122 121H123V120H122ZM134 121H135V120H134ZM134 121H133V124H135ZM140 121H142V120H140ZM140 121H137L136 125L139 124V123L141 124ZM199 121H200V120H199ZM215 121H216V120H215ZM231 121H232V120H231ZM235 121H236V122H234V123H237V122H238L237 120H235ZM240 121H241V120H240ZM240 121H239V123H240ZM258 121H259V120H258ZM1 122H2V121H1ZM6 122H5V123H6ZM44 122H45V121H44ZM57 122H58V124L61 125V123H59V121H57ZM57 122H56V123H57ZM85 122H86V121H85ZM89 122H90V121H89ZM89 122H88V123H89ZM113 122H114V121H113ZM125 122H126V120H125ZM135 122H136V121H135ZM161 122H162V121H161ZM169 122H170V120H169ZM200 122H201V121H200ZM203 122H206V120H205V121L203 120ZM218 122L220 123L221 121H217L216 123H218ZM242 122H243V119H242ZM256 122H257V121H256ZM5 123H3V124L5 125ZM10 123H11V121L8 123V125H9ZM21 123H22V122H21ZM45 123H46V122H45ZM90 123L92 124V121H91ZM90 123H89V125L92 126ZM107 123H108V122H107ZM107 123H106V125H107ZM111 123H112V122H110V124H111ZM117 123H118V122H117ZM119 123L121 124V121H120ZM119 123H118V124H119ZM164 123H166V122H164ZM170 123H171V122H170ZM173 123H176V120L173 121ZM219 123H218V124H219ZM247 123H246V124H247ZM257 123H258V122H257ZM263 123H264V121H263ZM15 124H16V123H14L13 125H15ZM19 124H20V123H19ZM22 124H23V123H22ZM22 124H20V125L22 126ZM26 124L30 125L29 123H26ZM31 124H32V123H31ZM99 124H100V122H99ZM99 124H98V125H99ZM101 124H102V123H101ZM127 124H130L129 121H128ZM127 124H126V125H127ZM131 124H132V123H131ZM131 124H130V125H131ZM162 124H163V123H162ZM168 124H169V123H168ZM179 124H182L181 119H179ZM213 124H214V123H213ZM237 124H238V123H237ZM237 124H236V125H237ZM249 124H250V126H251V123H250V122H249ZM261 124H262V123H261ZM6 125H7V123H6ZM8 125H7V126H8ZM47 125H48V124H47ZM85 125H87V123H85ZM89 125H88V126H89ZM95 125H97V124H95ZM102 125H103V124H102ZM112 125H116V124H112ZM112 125H111V126H112ZM121 125H122V124H121ZM158 125H159V124H158ZM174 125H175V124H174ZM208 125H209V124H208ZM241 125H243V124L241 123ZM16 126H17V125H15V128H16ZM100 126H101V125H100ZM100 126H98V127H100ZM108 126H109L110 129L114 127V126H113V127H110V125H108ZM117 126H118V125H117ZM117 126H116V127H117ZM133 126H134V125H132V128H133ZM176 126H177V123H176ZM238 126H239V125H238ZM248 126H249V125H246V127H248ZM1 127H3V126H1ZM4 127H5V126H4ZM8 127H9V126H8ZM60 127H61V126H60ZM93 127H94V126H93ZM98 127H97V130L99 129ZM123 127H125V126H123ZM128 127H129V126H128ZM134 127H135V126H134ZM151 127H153V125H151ZM181 127H183V125H182ZM181 127H180V128H181ZM198 127H199V126H198ZM216 127H217V125H216ZM216 127L214 126V128H216ZM220 127H221V126H219V128H220ZM223 127H224V128H227L228 126L225 127V125H224ZM231 127H232V126H231ZM231 127H229V128H231ZM251 127H252V126H251ZM259 127H260V126H259ZM89 128H90V127H89ZM89 128H88V129H89ZM91 128H92V127H91ZM118 128H119V126H118ZM118 128H116V130H118ZM121 128H122V126H121ZM164 128H165V127H164ZM180 128H179V129H180ZM183 128H184V127H183ZM214 128H212V129L215 130ZM234 128H236V126H235ZM5 129H6V127H5ZM8 129H9V128H8ZM8 129H7V132H9ZM10 129H11V128H10ZM107 129H108V128H107ZM125 129H127V128H125ZM128 129H129V128H128ZM148 129H149V128H148ZM154 129H156V128H154ZM160 129L162 130V128H160ZM227 129H228V128H227ZM227 129H226V130H227ZM248 129H249V128H248ZM14 130H15V129H14ZM48 130H49V129H48ZM68 130H69V129H68ZM111 130H112V129H111ZM111 130H110V131H111ZM123 130H124V129L122 128L121 132H122ZM136 130H137V129H136ZM149 130H150V129H149ZM149 130H148V131H149ZM164 130H165V129H164ZM192 130H193V129H192ZM219 130H220V129H219ZM223 130H224V129H223ZM226 130H224L223 132H226ZM232 130H233V127H232ZM4 131H6V130H4ZM10 131H11V130H10ZM15 131H16V130H15ZM20 131H22V130H20ZM44 131L46 132V130H44ZM49 131H50V130H49ZM70 131H71V130H70ZM70 131H69V132H70ZM81 131H82V130H81ZM91 131H92V133H94L95 130H93V128H92ZM106 131H107V130H106ZM119 131H120V128H119ZM148 131H147V132H148ZM158 131H159V130H158ZM177 131H178V129H177ZM201 131L203 132V130H201ZM216 131H217V130H216ZM229 131H230V129H229ZM234 131H235V130H233L232 132L234 133ZM1 132H3V130H2ZM45 132H44V133H45ZM47 132H48V131H47ZM69 132H68V133H69ZM72 132H73V131H72ZM87 132H90V130L87 131ZM125 132H126V131H125ZM167 132H168V131H167ZM167 132H164V133H167ZM175 132H176V131H175ZM178 132H179V131H178ZM178 132H177V134H178ZM202 132H201V133H202ZM218 132H219V131H218ZM230 132H231V131H230ZM235 132H236V131H235ZM246 132H248V131H246ZM250 132H251V131H250ZM250 132H249V133H250ZM21 133H22V132H21ZM36 133H37V132H36ZM40 133H42V132H40ZM50 133H51V131H50ZM54 133H56V132H54ZM73 133H74V132H73ZM92 133H91V134H92ZM106 133H107V132H106ZM110 133H111V132H110ZM112 133H113V131H112ZM123 133H124V132H123ZM142 133H143V132H142ZM156 133H157V132H156ZM173 133H174V132H173ZM179 133H180V132H179ZM219 133H220V132H219ZM221 133H222V132H221ZM238 133H239V132H238ZM249 133L244 134V135H249ZM1 134H2V133H1ZM3 134H4V133H3ZM5 134L8 136V134H7L6 132H5ZM34 134H35V133H34ZM34 134H33V136L35 137ZM45 134H46V133H45ZM58 134H59V132H58ZM74 134H75V133H74ZM91 134H89V138H90V135H91ZM137 134H139V133H137ZM152 134H155V133L152 132ZM152 134H149V135L152 136ZM160 134H161V133H160ZM160 134H159V135H160ZM167 134H169V133H167ZM197 134H198V133H197ZM215 134H216V133L213 134L212 138L214 137ZM224 134H226V133H224ZM224 134H223V135H224ZM242 134H243V132H242ZM242 134H241V135H242ZM261 134H262V133H261ZM13 135H14V133H13ZM16 135H17V134H16ZM16 135H14V136H16ZM55 135H56V134H55ZM61 135H62V134H61ZM61 135L59 134L58 136H61ZM69 135H70V136H68V138H70V137L72 136V135H71V132H70ZM95 135H96V134H95ZM105 135L107 136V134H105ZM143 135H144V134H143ZM206 135H207V134H206ZM223 135H221V136H223ZM230 135H231V134H230ZM233 135H234V134H233ZM237 135H238V134H237ZM4 136H5V135H4ZM11 136H12V135H11V133H10V137H11ZM36 136H38V135H36ZM53 136H54V135H53ZM53 136L51 135V137H53ZM74 136H76V134H75ZM77 136H78V135H77ZM106 136H105V137H106ZM109 136H110V135H109ZM134 136H135V135H133V137H134ZM139 136H141V135L139 134ZM208 136H211V135L208 133ZM218 136H219V134H218ZM218 136L215 135L216 138H217ZM259 136H260V134H259ZM0 137H1V136H0ZM8 137H9V136H8ZM18 137H19V136H18ZM107 137H108V136H107ZM107 137H106V138H107ZM112 137H113V136H112ZM144 137H145V136H144ZM144 137L142 136V137H141V140L138 139V138H136L135 140L138 139L137 142H138L139 140H140L141 142H143L142 138H144ZM147 137H148V135L146 136V138H147ZM173 137H174V136H173ZM240 137H241V136H240ZM245 137H246V136H245ZM249 137H251V135H250ZM2 138H3V137H2ZM6 138H7V137H6ZM31 138H32V137H31ZM49 138H50V137H49ZM53 138L55 139V137H53ZM71 138H72V137H71ZM94 138H95V137H94ZM94 138H93V139L91 138V139L94 141V140H95ZM124 138H125V137H124ZM134 138H135V137H134ZM148 138H149V137H148ZM212 138H208V139L211 140ZM218 138H219V137H218ZM220 138H222V137H220ZM247 138H248V136H247ZM254 138H255V137H254ZM7 139H8V138H7ZM7 139H6V140H7ZM10 139H11V138H10ZM12 139H13V138H12ZM32 139H34V138H32ZM91 139H90V140H91ZM126 139H127V138H126ZM151 139H152V138H151ZM151 139H150V140H151ZM176 139H177V138H176ZM205 139H207V138L205 137ZM208 139H207V140H208ZM8 140H9V139H8ZM15 140H16V139H15ZM28 140L31 141V139H28ZM51 140H52V139H51ZM73 140H74V137H73ZM73 140H71V141H73ZM83 140H84V139H83ZM99 140H100V139H99ZM132 140H133V139H132ZM146 140H148V139H146ZM146 140H145V141H146ZM251 140H252V139H251ZM259 140H260V139H259ZM33 141H34V140H33ZM33 141H31V143H32ZM80 141H81V140H80ZM87 141H88V138H87ZM93 141H92V143H93ZM106 141H109V139H106ZM106 141H104V139H103V142H105V144H106ZM123 141H124V140H123ZM133 141H134V140H133ZM140 141H139V145L142 144ZM148 141H149V140H148ZM175 141H176V140H175ZM177 141H178V140H177ZM223 141H224V140H223ZM237 141H238V140H237ZM83 142H84V141H83ZM112 142H113V141H112ZM207 142H208V141H207ZM209 142H210V141H209ZM239 142H244V140H243V141H240V140H239ZM68 143H69V142H68ZM68 143H67V144H68ZM86 143H87V142H86ZM108 143H109V142H108ZM108 143H107V144H108ZM115 143H116V141H115ZM140 143H141V144H140ZM143 143H144V142H143ZM149 143H150V141H149ZM149 143H146V145L148 146ZM212 143H213V142H212ZM234 143H235V142H234ZM249 143H250V142H249ZM46 144H47V147H48L49 143H46ZM76 144H77V143H76ZM87 144H88V143H87ZM87 144H85V142H84V143H83V145H84L83 148H85V145H87ZM90 144H91V143H90V141H89L88 146H89ZM93 144H94V143H93ZM93 144H92V146H93ZM134 144H136V143H134ZM134 144H132V145H134ZM144 144H145V143H144ZM174 144L177 145L178 143H177V144L174 143ZM181 144H182V143H181ZM181 144H180V145H181ZM236 144H237V143H236ZM251 144H253V143H251ZM251 144H250V146H251ZM111 145H112V144H111ZM111 145H110V146H111ZM180 145H179V146H180ZM183 145H185V144H183ZM183 145H182V147H183ZM210 145H211V144H210ZM212 145H213V144H212ZM225 145H226V144H225ZM247 145H249V144H247ZM256 145L259 146L258 144H256ZM69 146H70V145H68V147H69ZM95 146H96V145H95ZM193 146H195V147H193ZM193 146H192V145H191V146L189 145V146H187V147L185 146V147H184V150H185L186 153L190 154L191 157H197V156H199L200 152H202V151H201V150H198V149H200V147L197 146V147H198V149H197L196 145H193ZM206 146H207V148H208L209 145L206 144ZM227 146H228V145H227ZM241 146H242V145H241ZM243 146H244V144H243ZM243 146H242V149H244ZM250 146H249V147H250ZM252 146H253V145H252ZM257 146H255V147H257ZM68 147H67V148H68ZM75 147H76V146H75ZM93 147H94V146H93ZM132 147H133V146H132ZM134 147H135V149H136V147L139 149V146H135V145H134ZM141 147H143V145H142ZM212 147L214 148V146H211V149H212ZM220 147H221V146H220ZM237 147H238V146H237ZM255 147H254V148H255ZM57 148H58V147H57ZM80 148H81V147H80ZM86 148H88V147H86ZM89 148H91V146H89ZM89 148H88V149H89ZM148 148H150V147H148ZM155 148H157V147H155ZM203 148H204V147H203ZM218 148H219V145H218ZM218 148H216V149H215V148L212 149V152H213V151L216 152V150H217ZM229 148H230V147H229ZM252 148H253V147H252ZM260 148H261V146L259 147V149H260ZM262 148H263V147H262ZM44 149H45V148L42 149L43 152H44ZM58 149H59V148H58ZM62 149H63V148H62ZM70 149H71V148H70ZM94 149H95V148H94ZM118 149H119V147H118ZM140 149H141V148H140ZM152 149H154V148L152 147ZM179 149H181V148H179ZM225 149H226V148H225ZM225 149H224V150H225ZM248 149H249V148H248ZM248 149H246V150H248ZM250 149H251V147H250ZM26 150H27V149H26ZM33 150H34V149H33ZM53 150H54V149H53ZM59 150H60V149H59ZM146 150H147V149H146ZM219 150H220V149H219ZM221 150H223V148H222ZM227 150H228V148H227ZM227 150H226V152H227ZM237 150H238V149H237ZM244 150H245V149H244ZM3 151H4V150H3ZM22 151H23V150H22ZM54 151H55V150H54ZM56 151H57V150H56ZM69 151H71V150H69ZM69 151H68V153H69ZM79 151H80V150H79ZM81 151H82V150H81ZM135 151H137V150H135ZM155 151H156V150H154V152H155ZM166 151H167V150H166ZM203 151H204V150H203ZM228 151H231V149H229ZM241 151H243V150H241ZM253 151H254V150H253ZM23 152H24V151H23ZM32 152H34V151H32ZM36 152H38V151H36ZM62 152H63L64 154H65V153L67 154V152H65V151H62ZM62 152H61V154H63ZM71 152L73 153V150H72ZM87 152H88V151H87ZM137 152H138V151H137ZM141 152H142V151H141ZM141 152H140V153L138 152L137 155L143 153V152H142V153H141ZM147 152H148V151H147ZM180 152H181V151H180ZM205 152H206V151H205ZM220 152H221V151H220ZM220 152H219V151H218V153L216 152V153L218 154V156H219V153H220ZM261 152H262V149H261ZM15 153H16V152H15ZM25 153H26V152H25ZM38 153H39V152H38ZM40 153L42 154V152H40ZM54 153H55V152H54ZM72 153H71V154H72ZM99 153L101 154V151H99ZM203 153H204V152H203ZM223 153H224V152H223ZM223 153H222V154H223ZM227 153H228V152H227ZM262 153H263V152H262ZM33 154H34V153H33ZM41 154H40V155H41ZM55 154H56V153H55ZM57 154H58V153H57ZM57 154L54 155V157L57 156ZM71 154H69V155L71 156ZM89 154H90V152H89ZM91 154H92V153H91ZM95 154H97V152H96ZM95 154H94V155H95ZM103 154H105V153H103ZM110 154H111V151H110ZM114 154H115V153H114ZM119 154L121 155V153H119ZM143 154H144V153H143ZM208 154H209V153H208ZM235 154H236V153H235ZM26 155H27V153H26ZM67 155H68V154H67ZM72 155H73V157H74V155H76V154L74 153V154H72ZM94 155H93V156H94ZM111 155H112V154H111ZM115 155H116V154H115ZM117 155H118V154H117ZM147 155H148V154H147ZM151 155L153 156L152 153H151ZM185 155H186V154H185ZM27 156H28V155H27ZM42 156H43V158H44V154H43ZM45 156H46V155H45ZM51 156H52V155H51ZM51 156H50V158L52 159L53 157H51ZM63 156H64V155H63ZM88 156H89V155H88ZM95 156H96V155H95ZM113 156H114V155H113ZM113 156H112V157H113ZM141 156H142V155H141ZM145 156H146V155H144V157H145ZM167 156H168V155H167ZM203 156H205V154H203ZM203 156H202V157H203ZM208 156H209V155H208ZM210 156H211V155H210ZM213 156H214V155H213ZM218 156H217V157H218ZM222 156H223V155H222ZM228 156H229V155H228ZM228 156H224V157L226 158V157H228ZM232 156H233V155H232ZM232 156H229V158L232 157ZM28 157H29V156H28ZM28 157H27V158H28ZM58 157H59V156H58ZM68 157H69V156H68ZM101 157H103V156L101 155ZM121 157H122V156H121ZM148 157H149V161H150V160H151V159H150V156H148ZM184 157H185V156H184ZM211 157H212V156H211ZM236 157H237V155H236ZM25 158H26V157H25ZM29 158L31 159V155H30ZM41 158H42V157H41ZM45 158H46V157H45ZM45 158H44V159H45ZM76 158H77V157H76ZM76 158H75V159H76ZM91 158H93V157H90V159H91ZM96 158H97V156H96ZM109 158H111V156L109 157V154H108V159H109ZM114 158H115V157H114ZM141 158H143V156H142ZM187 158H189V157H187ZM232 158H235V157L233 156ZM39 159H40V158H39ZM71 159H72V157H71ZM98 159H100L99 156H98ZM108 159L105 158V160H108ZM145 159H147V158H145ZM206 159H207V158H206ZM210 159H211V158H210ZM212 159H213V158H212ZM237 159H239V158H237ZM26 160H27V159H25V161H26ZM41 160H43V159H41ZM53 160H54V158H53ZM55 160H56V159H55ZM73 160H74V159H73ZM142 160H143V159H142ZM147 160H148V159H147ZM152 160H153V159H152ZM152 160H151V161H152ZM161 160H162V159H160V161H161ZM207 160H208V159H207ZM216 160H217V159H215V161H216ZM231 160H232V159H231ZM234 160L236 161V158L233 159L232 161H234ZM39 161H40V160H39ZM43 161H44V160H43ZM51 161H52V160H51ZM115 161H116V160H115ZM144 161H145V160H144ZM208 161H209V160H208ZM211 161H212V160H211ZM218 161H219V160H218ZM218 161H217V162H218ZM235 161H234V162H235ZM237 161H238V160H237ZM248 161H249V160H248ZM12 162H13V161H12ZM31 162H32V161H31ZM52 162H53V161H52ZM54 162H55V161H54ZM75 162H76V161H75ZM117 162H119V161H117ZM161 162H162V161H161ZM253 162H254V161H253ZM13 163H16V162L14 161ZM13 163H12V164H13ZM207 163H208V162H207ZM56 164H57V163H56ZM70 164H71V163H70ZM72 164H74V162H72ZM116 164H117V163H116ZM118 164H119V163H118ZM118 164H117V165H118ZM160 164H161V163H160ZM167 164H168V165H171V164H169V163H167ZM175 164H176V163H175ZM221 164H222V163H221ZM245 164H247V162H246ZM29 165H30V164H29ZM29 165H28V166H29ZM39 165H40V164H39ZM43 165H44V162H43ZM75 165H76V163H75ZM126 165H127V164H126ZM129 165H130V164H129ZM147 165H148V164H147ZM205 165H206V163H205ZM241 165H242V163H241ZM0 166H1V165H0ZM6 166H8V165L6 164ZM11 166H12V165H11ZM66 166H67V165H66ZM66 166H65V167H66ZM108 166H109V165H108ZM118 166H120V164H119ZM133 166H134V165H133ZM158 166H159V165H158ZM158 166H157V167H158ZM171 166H172V165H171ZM220 166H221V165H220ZM220 166H219V169H220ZM246 166H247V165H246ZM249 166H251V165H249ZM1 167H2V166H1ZM26 167H27V166H26ZM31 167H32V164H31ZM87 167H88V165H87ZM116 167H117V166H116ZM116 167H115V168H116ZM120 167H121V166H120ZM130 167H131V166H129V168H130ZM134 167H135V166H134ZM239 167H240V166H239ZM256 167H258V166H256ZM11 168H12V167H11ZM38 168H39V166H38ZM40 168H41V167H40ZM66 168H67V167H66ZM111 168H112V167H111ZM115 168H114V170H116V171L118 170L119 172L121 171V170H119L120 168H119V169H117V168L115 169ZM174 168H175V167H174ZM182 168H183V167H182ZM203 168H204V167H203ZM253 168H255V167H253ZM253 168H252V169H253ZM28 169H29V168H28ZM70 169H71V168H70ZM121 169H122L123 171L126 172V170H124L123 168H121ZM161 169H162V167H161ZM169 169H170V168H169ZM209 169H210V168H209ZM212 169H213V168H212ZM219 169H218V170H219ZM52 170H53V169H52ZM73 170H74V169H73ZM90 170H91V169H90ZM149 170H150V169H149ZM154 170H155V169H154ZM170 170H171V169H170ZM204 170H205V169H204ZM218 170H217V171H218ZM260 170H261V169H260ZM1 171H2V168H1ZM24 171H25V170H24ZM56 171H57V169H56ZM69 171H70V170H69ZM71 171H72V170H71ZM131 171H132V169H131ZM175 171H176V170H175ZM214 171H215V169H214ZM222 171H223V170H222ZM222 171H219L218 173H221ZM237 171H239V168H238ZM255 171H256V168H255ZM26 172H27V171H26ZM114 172H115V171H114ZM114 172H112V173H114ZM150 172H151V171H150ZM152 172H153V171H152ZM166 172H167V171H166ZM206 172H208V171H206ZM210 172H211V171H210ZM210 172H209V173H210ZM212 172H213V171H212ZM212 172H211L210 174H212ZM215 172H216V171H215ZM54 173H57V172H54ZM66 173H67V172H66ZM75 173H76V172H75ZM75 173L72 172V174H75ZM130 173H131V172H130ZM135 173H136V172H135ZM154 173H155V172H153V175H154ZM159 173H160V172H159ZM195 173H196V172H195ZM235 173H236V172H235ZM240 173H241V172L239 171L238 174H240ZM245 173H246V172H245ZM247 173H248V172H247ZM24 174H25V173H24ZM72 174H71L70 176H72ZM87 174H88V173H87ZM109 174H110V173H109ZM118 174H120V173H118ZM155 174H156V173H155ZM205 174H206V173H205ZM213 174L215 175L216 173H213ZM223 174H224V173H223ZM225 174H226V173H225ZM242 174L244 175V172H243ZM50 175L52 176V174H50ZM53 175H54V174H53ZM57 175H58V174H57ZM76 175H77V174H76ZM107 175H108V174H107ZM113 175H114V174H113ZM121 175H123V174H121ZM124 175H125V174H124ZM131 175L134 176L133 174H131ZM131 175H130V176H131ZM150 175H151V174H150ZM153 175H152V176H153ZM188 175H189V174H188ZM192 175H193V174H192ZM195 175H198V173L195 174ZM202 175H203V174H202ZM13 176H14V175H13ZM54 176H55V175H54ZM54 176H52V178H53ZM59 176H60V174H59ZM74 176H75V175H73V177H74ZM102 176H103V175H102ZM104 176H106V175H104ZM115 176H117V175H115ZM135 176H136V174H135ZM135 176H134V178H135ZM156 176H157V175H156ZM224 176H225V175H224ZM224 176H223V177H224ZM19 177H20V176H19ZM47 177H50V176L48 175ZM60 177H61V176H60ZM76 177H77V176H76ZM108 177H110V176H108ZM108 177H106V178H108ZM119 177H121V176H119ZM124 177H126V175H125ZM154 177H155V176H154ZM217 177H218V176H217ZM240 177L243 178V176H241V175L239 176V178H240ZM255 177H256V176H255ZM8 178H9V177H8ZM103 178H104V177H103ZM112 178H113V177H112ZM121 178H122V177H121ZM134 178H133V179H134ZM159 178H160V177H159ZM173 178H174V177H173ZM218 178H219V177H218ZM218 178H217V179H218ZM220 178H222V177H220ZM224 178H225V177H224ZM11 179H12V178H11ZM47 179H48V178H47ZM71 179H72V178H71ZM75 179H76V178H75ZM75 179H74L73 181H76ZM104 179H105V178H104ZM116 179H117V178H116ZM227 179H228V178H227ZM229 179H230V178H229ZM234 179H235V178H234ZM32 180H33V179H32ZM49 180H50V179H49ZM49 180H48V181H49ZM66 180H67V179H66ZM66 180H64V183H65ZM96 180H97V179H96ZM109 180H110V178H109ZM152 180L155 181L156 179L154 178V179H152ZM157 180H158V179H157ZM157 180H156V181H157ZM159 180H160V179H159ZM159 180H158V181H159ZM183 180H184V179H183ZM213 180H214V179H213ZM230 180H231V179H230ZM51 181H53V179H51ZM68 181H69V179H68ZM93 181H94V180H93ZM102 181H103V179H102ZM106 181H107V179H105L103 182L105 183ZM116 181H117V180H116ZM120 181H121V180H120ZM146 181H147V180H146ZM146 181H145V182H146ZM156 181H155V182H156ZM166 181H167V180H166ZM170 181H171V180H170ZM224 181H225V180H224ZM248 181H249V180H248ZM25 182H28V181H25ZM42 182H43V180H42ZM66 182H67V181H66ZM98 182H100V181L97 180V183H98ZM103 182H102V183L100 182L99 184H102V185H103V184H104ZM109 182H111V181H109ZM215 182H216V181H215ZM215 182H214V184H215ZM241 182H242L241 179H239V182H238V180L236 181L237 184L239 183L238 185H240ZM253 182H254V180H253ZM43 183H44V182H43ZM43 183H41V184H43ZM68 183H71V182H68ZM83 183H84V182H83ZM93 183H94V182H93ZM97 183H96V184H97ZM138 183H139V182H138ZM152 183H153V182H152ZM158 183H159V182H158ZM161 183H162V182H161ZM166 183H167V182H166ZM166 183H165V184H166ZM204 183H205V182H204ZM234 183H235V182H234ZM245 183H246V181L244 180V182H243L244 187H242V188H244V189L246 190V187H248V186L245 187ZM23 184H24V183H23ZM28 184H29V183H28ZM71 184H72V183H71ZM71 184H70V185H71ZM99 184H98V186H99ZM163 184H164V183H163ZM163 184H161V185L163 186ZM243 184H242V186H243ZM7 185H8V184H7ZM35 185H36V184H35ZM47 185H48V184H47ZM79 185H80V182H79ZM158 185H159V184H158ZM200 185H201V184H200ZM217 185H219V184H217ZM217 185H215V186H217ZM1 186H2V185H1ZM106 186H107V187L109 186L108 183H106ZM152 186H153V185H152ZM152 186H151V188H152ZM155 186H156V183H155ZM166 186H167V185H166ZM196 186H197V185H196ZM249 186H250V185H249ZM253 186H254V185H253ZM258 186H259V185H258ZM4 187H5V186H4ZM34 187H35V186H34ZM36 187H37V186H36ZM36 187H35V188H36ZM79 187H80V186H79ZM79 187H78V188H79ZM88 187H89V186H88ZM90 187H91V186H90ZM92 187H93V186H92ZM101 187H102V186L98 187V189H100ZM157 187H160V186H157ZM169 187H171L170 184H169ZM236 187H237V186H236ZM240 187H241V186H240ZM102 188H103V187H102ZM102 188L100 189V191L102 190ZM128 188H129V187H128ZM165 188H166V187H165ZM194 188H195V187H194ZM237 188H238V187H237ZM249 188H250V187H249ZM249 188L247 189V191H248V192H251V191H250L251 188H250V189H249ZM255 188H257V187H255ZM68 189H70V191L73 190L74 192H75V190H76V188H75V189H71L70 187H69ZM90 189H91V188H90ZM90 189L88 188V190H90ZM96 189H97V188H95V191H96ZM107 189H108V188H107ZM159 189H160V188H159ZM161 189H162V188H161ZM161 189H160V190H161ZM168 189H169V188H168ZM198 189H199V188H198ZM263 189H264V188H263ZM1 190H2V189H1ZM6 190H7V188H6ZM8 190H9V189H8ZM66 190H67V189H66ZM86 190H87V188H86ZM115 190H116V189H115ZM120 190H121V189H120ZM120 190L117 192L118 194L121 193L123 189H122L121 191H120ZM129 190H130V189H129ZM160 190H159V191H160ZM162 190H163V189H162ZM186 190H188V188H186ZM215 190H216V189H215ZM220 190H221V189H220ZM237 190H238V189H237ZM48 191H49V190H48ZM50 191H51V189H50ZM73 191H72V192H73ZM90 191H92V190H90ZM90 191H89V192H90ZM95 191H94V192H95ZM98 191H99V190H97L96 192L98 193ZM100 191H99V192H100ZM102 191H103V190H102ZM124 191H125V190H124ZM166 191H167V190H166ZM193 191H194V189H193ZM0 192H1V191H0ZM6 192H8V191H6ZM32 192H33V191H32ZM53 192H54V191H53ZM72 192H70L69 194H72ZM96 192H95V193H96ZM152 192H153V191H152ZM163 192H164V190L162 191V193H163ZM169 192H170V191H169ZM244 192H246V191H244ZM256 192H257V191H256ZM1 193H3V192H1ZM1 193H0V195H2ZM100 193H101V192H100ZM100 193H99V194H100ZM102 193H103V192H102ZM124 193H126V192H124ZM127 193H128V192H127ZM156 193L158 194V192H156ZM170 193H171V192H170ZM246 193H247V192H246ZM254 193H255V192L252 190V194H254ZM34 194H35V193H34ZM49 194H50V193H49ZM54 194H55V193H54ZM54 194H53V195H54ZM104 194H105V192H104ZM104 194H103V196H104ZM113 194H115V193H113ZM122 194H123V193H122ZM128 194H129V193H128ZM130 194H131V193H130ZM154 194H155V193H154ZM189 194H190V192H189ZM191 194H192V193H191ZM249 194H251V193H249ZM3 195H4V194H3ZM7 195H8V194H7ZM59 195H60V194H59ZM61 195H63V194H61ZM101 195H102V194H101ZM115 195H116V194H115ZM125 195H126V194H125ZM125 195L123 194V197H124ZM131 195H132V194H131ZM176 195H177V194H176ZM244 195H245V194H244ZM247 195H248V193H247ZM263 195H264V194H263ZM263 195H262V197H263ZM48 196H49V195H48ZM66 196H67V195H66ZM66 196H65V198H66ZM72 196H73V194H72ZM118 196H119V195H118ZM120 196H121V194H120ZM128 196L131 197V199L134 198L133 196H130V195H128ZM157 196H159V194H158ZM161 196H162V194H161ZM173 196H174V195H173ZM204 196H205V195H204ZM251 196H252V195H251ZM251 196H250V197H251ZM254 196H257V195L255 194ZM32 197H33V196H32ZM46 197H47V196H46ZM50 197H51V196H50ZM50 197H47V199L49 198V199H48V202H51V201H49V200H50ZM74 197H75V196H74ZM86 197H88V196H86ZM170 197H171V196H170ZM257 197H258V196H257ZM260 197H261V195H260ZM260 197H259V198H260ZM59 198H60V197H58V199H59ZM62 198H63V197H62ZM69 198H71L70 195H69ZM69 198H68V199L66 198L67 201L69 200ZM116 198H118L117 195H116ZM119 198H120V197H119ZM124 198H125V197H124ZM151 198H152V197H151ZM158 198H159V197H158ZM178 198H179V197H178ZM235 198H236V197H235ZM5 199H6V198H5ZM36 199H37V198H36ZM76 199H77V197H76ZM112 199H113V198H112ZM127 199H128V198H127ZM173 199H174V198H173ZM254 199H255V197H254ZM254 199H253V200H254ZM263 199H264V198H263ZM263 199H262V200H263ZM3 200H4V198L2 197V201H3ZM7 200H8V199H7ZM64 200H65V199H64ZM64 200H63V201H64ZM73 200H75V198H74ZM78 200H79V198H78ZM80 200H81V199H80ZM146 200H147V199H146ZM163 200H164V199H163ZM163 200H162V201H163ZM220 200H221V199H220ZM236 200H237V199H236ZM251 200H252V197H251ZM253 200H252V201H253ZM260 200H261V199H260ZM45 201H46V200H45ZM59 201H60V199H59ZM59 201H58V202H59ZM133 201H134V200H133ZM148 201L151 202L150 199H149ZM148 201H147V202H148ZM155 201H157V200H155ZM159 201H160V200H159ZM162 201H161V202H162ZM254 201H256V199H255ZM23 202H24V201H23ZM52 202H53V200H52ZM58 202L55 201V203H58ZM68 202H70V201H68ZM68 202H67V203H68ZM86 202H87V201H86ZM86 202H85V203H86ZM144 202H145V204H146V201H144ZM161 202H160V203H161ZM223 202H225V201H223ZM260 202H261V201H260ZM53 203H54V202H53ZM162 203H164V202H162ZM162 203H161V204H162ZM255 203H256V202H255ZM58 204H59V203H58ZM62 204H63V202H62ZM68 204H69V203H68ZM71 204H72V201H71ZM71 204H69V205H71ZM194 204H195V203H194ZM59 205H60V204H59ZM66 205H67V204H66ZM87 205H88V203H87ZM149 205H150V204H149ZM156 205H157V203H156ZM190 205H191V204H190ZM219 205H220V204H219ZM223 205H224V203H223ZM223 205H221V207H222ZM253 205H254V204H253ZM61 206L63 207V205H61ZM159 206H160V205H159ZM207 206H208V205H207ZM13 207H14V206H13ZM16 207H17V206H16ZM16 207H15V208H16ZM64 207H65V204H64ZM120 207H121V206H120ZM123 207H124V206H123ZM151 207H152V206H151ZM151 207H150V208H151ZM157 207H158V206H157ZM18 208H19V207H18ZM60 208H61V207H60ZM71 208H72V207H71ZM112 208H113V207H112ZM116 208H117V207H116ZM125 208H127V206H126ZM158 208H159V207H158ZM190 208H192V207H190ZM19 209H20V208H19ZM131 209H132V208H131ZM153 209H154V208H152V210H153ZM160 209H161V208H159V210H160ZM11 210H12V209H11ZM11 210H10V211H11ZM86 210H88V209H86ZM112 210H113V209H112ZM146 210H147V209H146ZM186 210H187V209H186ZM51 211H52V210H51ZM51 211H50V212H51ZM120 211H121V210H119V212H120ZM153 211H154V210H153ZM156 211H157V210H156ZM181 211H183V210L181 209ZM260 211H261V210H260ZM59 212H60V211H59ZM63 212H64V211H63ZM122 212H123V211H122ZM154 212H155V211H154ZM238 212H239V210H238ZM10 213H11V212H10ZM32 213H33V212H32ZM32 213H31V214H32ZM61 213H62V212H60V214H61ZM71 213H72V212H71ZM114 213H115V212H113V214H114ZM120 213H121V212H120ZM148 213H149V211H148ZM180 213H181V212H180ZM235 213H237V212H235ZM242 213H243V210H242ZM261 213H262V212H261ZM263 213H264V212H263ZM68 214H69V213H68ZM156 214H158V213H156ZM181 214H182V213H181ZM243 214H244V213H243ZM56 215H57V214H56ZM61 215H62V214H61ZM61 215H60V216H61ZM83 215H84V214H83ZM91 215H92V213H91ZM93 215H94V214H93ZM176 215H177V214H176ZM237 215H238V214H237ZM240 215H241V214H240ZM263 215H264V214H263ZM71 216H72V215H71ZM71 216L69 215V218H71ZM130 216H131V215H130ZM66 217H68V216H66ZM74 217H75V216H74ZM83 217H84V216H83ZM91 217H92V216H91ZM91 217H90V218H91ZM174 217H175V216H174ZM236 217H237V216H236ZM262 217H263V218H262V220H263V219H264V216H262ZM56 218H57V217H56ZM61 218H63V217H61ZM69 218H68V219H69ZM75 218H77V217H75ZM84 218L86 219V215H85ZM171 218H172V220H173V217H171ZM171 218H170V219H171ZM240 218H241V217H240ZM240 218H239V220H240ZM255 218H256V216H255ZM257 218H258V217H257ZM63 219H66V218H63ZM71 219H72V218H71ZM131 219H132V217H131ZM149 219H150V218H149ZM174 219H175V218H174ZM200 219H201V218H200ZM206 219H207V218H206ZM219 219H221V218H219ZM69 220H70V219H69ZM127 220H128V219H127ZM254 220H255V219H254ZM254 220H253V221H254ZM70 221H71V220H70ZM72 221H73V219H72ZM166 221H167V220H166ZM210 221H211V220H210ZM231 221H232V219H231ZM98 222H99V221H98ZM100 222H101V221H100ZM149 222H150V221H149ZM158 222H159V221H158ZM196 222H197V219H196ZM255 222H256V221H255ZM197 223H198V222H197ZM240 223H241V222H240ZM112 224H113V223H112ZM226 224H227V222H226ZM241 224H242V223H241ZM4 225H5V224H4ZM86 225H87V224H86ZM129 225H130V224H129ZM165 225H166V223H165ZM237 225H238V224H237ZM259 225H260V224H259ZM261 225H262V224H261ZM98 226H99V225H98ZM98 226H97V227H98ZM147 226H148V225H147ZM153 226H154V224H153ZM187 226H188V225H186V228H187ZM198 226H199V224H198ZM247 226H248V225H247ZM253 226H254V225H252V228H253ZM163 227H164V226H163ZM201 227H202V226H201ZM230 227H231V226H230ZM257 227H258V226H257ZM25 228H26V227H25ZM60 228H61V227H60ZM98 228H100V226H99ZM108 228H109V227H108ZM161 228H162V227H161ZM195 228H196V227H195ZM216 228H217V227H216ZM219 228H220V226H219ZM219 228H218V229H219ZM232 228H235V227H233V225H232ZM249 228H251V227H249ZM260 228H261V227H260ZM88 229H91V227L88 228ZM94 229H95V228H94ZM94 229H92V230H94ZM102 229H103V228H102ZM245 229H247V228H245ZM254 229H255V228H254ZM98 230H99V229H98ZM98 230H97V232H98ZM103 230H105V229H103ZM169 230H170V229H169ZM172 230H173V229H172ZM172 230H171V231H172ZM219 230H220V229H219ZM261 230H262V229H260V232H261ZM263 230H264V229H263ZM263 230H262V231H263ZM49 231H50V229H49ZM58 231H59V230H58ZM101 231H102V230H101ZM101 231H100V232H101ZM107 231H108V230H105V233H107ZM111 231H112V230H111ZM111 231H110V234H111ZM132 231H133V230H132ZM159 231H160V227H159ZM173 231H174V230H173ZM188 231H189V229H188ZM199 231H200V230H199ZM214 231H215V230H214ZM23 232H24V231H23ZM60 232H62V231L60 230ZM95 232H96V230H95ZM100 232H99V233H100ZM129 232H131V231H129ZM191 232H192V231H191ZM202 232H203V230H202ZM211 232H212V231H211ZM216 232H217V230H216ZM21 233H22V232H21ZM105 233H104V235H105ZM108 233H109V231H108ZM112 233H114V232H112ZM160 233H161V231H160ZM160 233H158V235H160ZM170 233H172V232H170ZM212 233H213V232H212ZM219 233H220V232H219ZM222 233H223V232H222ZM231 233H232V232H231ZM246 233H247V232H246ZM258 233H259V232H258ZM263 233H264V232H263ZM22 234H24V233H22ZM25 234H26V233H25ZM28 234H29V233H28ZM28 234H26V235H28ZM63 234H64V233H63ZM69 234H70V233H69ZM114 234H119V232H117V233L115 232ZM114 234H113V235H114ZM121 234H123V233H121ZM124 234H125V233H124ZM189 234H190V233H189ZM195 234H196V233H195ZM199 234H200V233H199ZM205 234H206V233H204V235H205ZM209 234H210V233H209ZM209 234L207 233L206 235L208 236ZM16 235H17V234H16ZM29 235H30V234H29ZM98 235H99V234H98ZM134 235H135V234H134ZM142 235H143V234H142ZM142 235H141V236H142ZM150 235H151V234H150ZM154 235H155V234H154ZM158 235H157V236H158ZM173 235H174V234H173ZM180 235H181V233H180ZM200 235H201V234H200ZM24 236H25V235H24ZM60 236H61V235H60ZM105 236H106V235H105ZM119 236H120V235H119ZM155 236H156V235H155ZM195 236H197V235H195ZM195 236H194L193 238H195ZM212 236H213V234H212ZM235 236L237 237L236 234H235ZM240 236H241V235H240ZM244 236H245V235H244ZM32 237H33V236H32ZM64 237H65V236H64ZM64 237H63V238H64ZM106 237H107V236H106ZM142 237H143V236H142ZM160 237H161V236H160ZM160 237H159V238H160ZM181 237H182V236H181ZM197 237H198V236H197ZM209 237H210V236H209ZM1 238H2V237H0V239H1ZM20 238H21V237H20ZM23 238H24V237H23ZM132 238H133V237H132ZM159 238H158V240H159ZM161 238H162V237H161ZM161 238H160V239H161ZM167 238H168V237H167ZM200 238H202V237H200ZM229 238H232V237H229ZM238 238H239V237H238ZM24 239H27V236H26V238H24ZM28 239H29V238H28ZM32 239H33V238H32ZM145 239H146V237L144 238V240H145ZM190 239H191V238H190ZM214 239H215V238H214ZM234 239H235V237H234ZM63 240H64V239H63ZM128 240H129V238H128ZM128 240H126V243H127ZM140 240H141V238H140ZM158 240H157V241H158ZM171 240H172V239H171ZM138 241H139V240H138ZM138 241H137V242H138ZM153 241L155 242L154 238H153ZM191 241H192V240H191ZM220 241H221V240H220ZM243 241H244V240H243ZM252 241H253V240H252ZM122 242H123V241H122ZM144 242H145V241H143V243H144ZM188 242H189V241H188ZM210 242H211V241H210ZM248 242H249V241H248ZM248 242H247V243H248ZM253 242H255V241H253ZM257 242H260V241L258 240ZM257 242H256V243H257ZM26 243H27V242H26ZM140 243H141V241H140ZM143 243H142V244H143ZM146 243H148V242H146ZM146 243H144V244H146ZM182 243H183V242H182ZM229 243H230V242H229ZM79 244H80V243H79ZM189 244H190V242H189ZM192 244H193V243H192ZM210 244L213 245L214 243H213V244L210 243ZM218 244H219V243H218ZM221 244H222V241H221ZM221 244H219V245H221ZM227 244H228V243H227ZM233 244H234V243H233ZM260 244H261V242H260ZM36 245H37V244H36ZM94 245H95V244H94ZM135 245H136V244H135ZM168 245H169V244H168ZM172 245H173V244H172ZM215 245H217V243H215ZM223 245H224V244H223ZM230 245L232 246V242H231ZM234 245H235V244H234ZM234 245H233V247H234ZM236 245H237V243H236ZM34 246H35V244H34ZM71 246H72V245H71ZM127 246H128V245H127ZM149 246H150V245H149ZM164 246H166V245H164ZM173 246H174V245H173ZM207 246H210V245H207ZM207 246H206V247H207ZM225 246H226V242H225ZM239 246H240V245H239ZM250 246H251V245H250ZM258 246H259V245H258ZM30 247H31V246H30ZM72 247H74V245H73ZM79 247H80V245H79ZM147 247H148V246H147ZM175 247H176V246H175ZM182 247H183V246H182ZM189 247H190V246H189ZM215 247H216V246H215ZM235 247H236V246H235ZM252 247H254V246H252ZM144 248H145V247H144ZM198 248L201 249L202 247H201V248L198 247ZM209 248H211V246H210ZM213 248H214V247H213ZM219 248H220V246H219ZM225 248H227V247H225ZM236 248H237V247H236ZM236 248H235V249H236ZM238 248H239V247H238ZM249 248H250V247H249ZM249 248H248V249H249ZM0 249H1V248H0ZM20 249H21V248H20ZM79 249H80V248H79ZM79 249H78V251H80ZM175 249H176V248H175ZM175 249H174V250H175ZM194 249H195V248H194ZM4 250H5V249H4ZM91 250H92V249H91ZM154 250H155V249H154ZM196 250H197V249H196ZM203 250H204V249H203ZM238 250H239V249H238ZM238 250H237V251H238ZM22 251H23V250H22ZM28 251H29V250H28ZM82 251H84V249H82ZM97 251H98V250H97ZM118 251H120V248L118 249ZM147 251H148V250H147ZM155 251H156V250H155ZM158 251H159V250H158ZM160 251H161V250H160ZM207 251H209V250H207ZM216 251H217V250H216ZM222 251H223V250H222ZM80 252H81V251H80ZM86 252H87V251H86ZM145 252H146V251H145ZM148 252H149V251H148ZM148 252H146V254L149 255ZM150 252H151V251H150ZM153 252H154V251H153ZM156 252H157V251H156ZM190 252H191V251H190ZM197 252H198V251H197ZM200 252H201V251H200ZM209 252H210V251H209ZM209 252H208V254H209ZM249 252H251V251H249ZM26 253H27V252H26ZM34 253H35V252H34ZM46 253H47V252H46ZM46 253H45V255L43 254V255L41 256V258L44 257V256L46 257L47 255H49V254L46 255ZM83 253H85V251H84ZM83 253H82V254H83ZM94 253H95V254H93V256L96 255V251H95ZM97 253H99V251H98ZM140 253L142 254V252H140ZM140 253H139V254H140ZM159 253H160V252H158V254H159ZM161 253H162V252H161ZM211 253H212V251H211ZM217 253H218V252H217ZM258 253H259V252H258ZM82 254H81V255H82ZM135 254H136V253H135ZM150 254H151V253H150ZM154 254H155V252H154ZM156 254H157V253H156ZM156 254H155V255H156ZM162 254H163V253H162ZM162 254H161V255H162ZM193 254H194V253H193ZM193 254H192V255H193ZM202 254H203V252H202ZM214 254H215V253L213 252V255H214ZM224 254H227V253L225 252V253H223V255H224ZM238 254H239V253H238ZM253 254H255V253H253ZM25 255H26V254H25ZM31 255H32V253H31ZM33 255H34V254H33ZM81 255H79V256H81ZM85 255H86V254H85ZM152 255H153V254H152ZM155 255H153L154 258H155ZM164 255H165V254H164ZM164 255H163V256H164ZM190 255H191V253H190ZM209 255L212 256L211 254H209ZM29 256H30V255H29ZM35 256H38V257H39V253H38L37 255H35ZM79 256H78V257H79ZM138 256H139V255H138ZM149 256H150V255H149ZM185 256H186V255H185ZM202 256H203V255H202ZM225 256H226V255H225ZM257 256H258V255H257ZM47 257H49V256H47ZM47 257H46V258H47ZM87 257H88V256H87ZM87 257H86L85 259H87ZM164 257H165V256H164ZM166 257H168V255H167ZM187 257H188V256H187ZM212 257H213V256H212ZM251 257H252V256H251ZM259 257H260V256H259ZM26 258H27V257H26ZM36 258H37V257H36ZM83 258H84V257H83ZM161 258H162V257H161ZM176 258H177V257H176ZM183 258H184V257H183ZM183 258H182V259H183ZM210 258H211V257H210ZM213 258H214V257H213ZM135 259H137V258L135 257L134 260H135ZM138 259H141V258H138ZM164 259H166V258H164ZM191 259H192V257H191ZM202 259H203V258H202ZM208 259H209V258H208ZM208 259H207V260H208ZM211 259H212V258H211ZM252 259H253V257H252ZM30 260H32V259H30ZM34 260H35V259H34ZM39 260H40V259H39ZM75 260H76V259H75ZM88 260H89V259H88ZM91 260H92V259H91ZM145 260H146V259H145ZM166 260H167V259H166ZM188 260H189V258H188ZM197 260H199V259L197 258ZM197 260H196V261H197ZM207 260H206V262H207ZM238 260H240V258H239ZM56 261H57V260H56ZM93 261H94V259H93ZM135 261H136V260H135ZM175 261H177V259H176ZM210 261H212V260H210ZM213 261H215V260H213ZM263 261H264V259H263ZM125 262H126V261H125ZM171 262H172V261H171ZM180 262H181V261H180ZM216 262H217V260H216ZM219 262H220V261H218V264H219ZM225 262H226V261H225ZM254 262H255V260H254ZM33 263H34V262H33ZM127 263H128V262H127ZM144 263H145V262H144ZM144 263H141V262H140L139 264H144ZM167 263L171 264L170 261L168 262V260H167ZM172 263L175 264V262H172ZM177 263H178V262H177ZM187 263H188V262H187ZM193 263H194V262H193ZM146 264H148V263H146ZM149 264H150V263H149ZM188 264H190V263H188ZM212 264H213V263H212ZM259 264H260V263H259Z\"/></svg>",
  "mask_w": 264,
  "mask_h": 264
},
{
  "label": "snow or ice",
  "instance_id": "6c2138e0",
  "mask_svg": "<svg viewBox=\"0 0 264 264\" xmlns=\"http://www.w3.org/2000/svg\"><path fill=\"white\" fill-rule=\"evenodd\" d=\"M0 7L9 10V14H11L13 11L16 13L17 16H21L23 10L25 8H29L32 7L30 5H23V4H9V3H4L3 5H0ZM117 7H128V5H123L120 6L118 5ZM135 9H145L147 10L149 7L151 8H156L157 5H149V4H144V3H140V4H136L133 6ZM171 7H173L174 12L173 15H180L183 12H188V16H185L184 19L187 21L189 16L192 15V13L189 11V9L193 8L194 6L192 5H181V4H176V5H172ZM262 7H264V5H262ZM260 21L262 23H264V14H261L259 17ZM201 20H206V18L201 17L199 15V9H197V16L196 19L192 21L191 27L193 30L199 32L201 35H204L207 33V26L206 24H201ZM16 23H18L19 26L24 27L25 29L27 28H34L37 31H39V25L35 22H33L31 16L24 14L23 15V19L17 20ZM7 21L5 20H0V31H3L7 36H11V32L7 30ZM199 38V37H198ZM190 47V45H189ZM188 51V47L185 48V52ZM169 67H173L176 68L178 71L181 72L182 78L184 75L183 69L180 68L178 65L169 63ZM260 76L262 78H264V46H262L261 49V60H260ZM250 86H254V80H250L249 81ZM262 95H264V93H262ZM37 108V104L32 102L31 100H28L27 106L24 107V112H25V116L27 117V122L28 123H35V119L30 115V110L36 109ZM41 115L43 116L44 114L41 113ZM46 123L48 124L49 130H53L58 129L59 125L58 123H56L55 118L53 117L51 120L46 121ZM158 134V133H157ZM262 139H264V133H262ZM130 168L126 169V173L130 172ZM79 181H77L75 184H72L71 187L72 188H77L79 187ZM66 189L69 188L68 183L65 184ZM78 195V193H77ZM8 201H5V204H7ZM86 207V205L84 206ZM32 221L33 222H37L39 220V217L36 215L35 212H33L32 214ZM69 215L71 216V213H69ZM12 219H14V217H12L10 214H8L7 212L5 213V225L3 228V231L5 232V234L10 231V226H9V221H11ZM74 222L80 223V224H85L87 223V221L85 220V218L83 216H80L78 218L73 217ZM58 221H59V225L62 227L65 223H67L66 220L59 218L58 217ZM262 224H264V221H262ZM26 231L29 232V234L31 233V229L30 228H26ZM261 251L260 254L262 256H264V233L261 234ZM3 251V258L0 259V264H12L11 262V256L12 254L16 251L15 249H8V250H0ZM114 252H116L117 250L114 249ZM117 255H119V253L117 252ZM15 264H33V262L28 261V260H22L20 258H16L15 260ZM75 264H100L99 261H92V260H88V259H84V258H80L77 259L75 261ZM103 264H124V262L120 259H115V258H110L109 260H105L103 262ZM128 264H137L136 261H129ZM261 264H264V262H261Z\"/></svg>",
  "mask_w": 264,
  "mask_h": 264
}]
</instances>
